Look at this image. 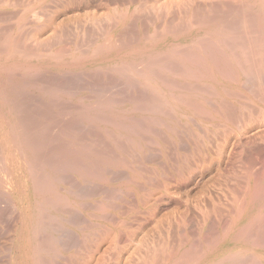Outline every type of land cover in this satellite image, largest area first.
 Masks as SVG:
<instances>
[{"label":"rangeland","instance_id":"rangeland-1","mask_svg":"<svg viewBox=\"0 0 264 264\" xmlns=\"http://www.w3.org/2000/svg\"><path fill=\"white\" fill-rule=\"evenodd\" d=\"M9 1H10V6H9L10 8L8 7L5 10H0V39L3 37L1 41L3 40L2 44L5 43L4 44L5 48L9 46V48L7 47L8 49L6 48L7 50L4 52L3 50L4 48H2L3 45H0V54H1L0 56L1 58L0 59V65H1L0 82L4 80L3 81L4 84L3 82L1 83L2 85L0 84V87H1L0 91H2L1 94L5 92L3 95L7 93L6 101L7 103L10 104V107L12 108V111H13L10 115V110H4L5 112H7L6 121L7 122L9 121L10 123H12L13 125V126L11 125L12 130L20 132V133L25 131L24 135L27 136L25 137V139L27 138L26 141H28L29 138L32 137L30 136L28 138L29 135H33L32 131L34 132L35 129H38V130H35L36 132L37 131L38 132L37 133L34 132L35 133L34 136L32 137V139L30 138V140L32 141H29V142L30 143L32 142V143L31 144H29V142L27 143L29 144L27 146L32 147V150H33V151L31 150L32 154L31 152L29 154H25L24 151L23 152L21 151L23 153L22 155L23 157L20 155L21 152L19 154L15 153L17 151L12 149L14 147L11 148V150L13 151L12 153L14 154L9 153V151L7 152L6 151L7 148L4 143L6 139L5 137L2 138V136H0V143L3 142L0 144L1 146L0 152L2 153L3 151H5L2 153L3 155L0 153V157L3 158V160L0 158L1 159V162H0V175H1L0 176V192H1L0 198L3 196L4 198L2 197V199H4L3 201H5L3 202L1 201L2 199L0 200V206L2 205L0 207V264H27V255L29 252V249L26 243L27 240L25 238V229H24L25 227H24L23 221L26 219L25 216L29 212V207H31L27 205L28 204L27 197L28 199H32L29 197V194L30 196L32 194L31 192L26 193L25 190L19 191L18 189H15V186L18 184V178L20 174L18 171H16V170H19L18 168H16L17 166L12 164L11 155L15 157L21 156V158L19 157V160L23 161L22 163H24L23 166H25L24 168L25 171L26 169H28L27 171H30L32 170V168H34L35 171L33 172V175L35 178H37L35 174H37L38 176V174L41 172L40 175L45 177L44 179H47L49 181L48 179V176H49L51 181L53 182L51 183V185H49L51 186L50 188L48 185H47L48 187L45 185L46 186V187L44 186L45 188L39 187L40 188L39 190H42L41 188H43V190L42 191L38 190V195L35 196L36 198L34 197V199H37L36 202L38 204L45 205L44 207H42L43 205H39V208L40 206L41 208L40 210H38V213L40 215H44V212H46L44 216L45 217L49 216L48 218L51 217L50 219L52 220L51 222L49 221L47 223L48 218H45L42 216L40 218V221L43 220L41 223H44V225L41 224V227L39 228V231H38L39 235H37L39 239L38 241L40 242L38 243L39 244L38 249L39 250L41 248L44 249L43 250L44 254L40 255L41 264L42 263L44 264H72V261L73 263L75 262L74 264H82L83 261L84 263L88 261L86 262V264H99V263L100 264L101 263L102 264L103 263L104 264H113V263L114 264H152V263H155V264H188V262L190 264L191 263L193 264L194 262H195L194 264H239V262L240 264H242V262L244 263L246 261V264H248L251 259H253V261L256 262V264H264L262 261V259L264 258V251L258 252L256 251V249H253V250L248 249L247 246H244L243 244L237 245L233 241V238L235 236H238L240 235V233L242 234L245 231L246 233H243V234H247V233L249 234L250 232L249 235L248 234L246 235L249 241L254 242L256 240L257 243L264 242L263 241L264 240V230L262 229L264 227L263 226L264 222L262 224L256 222L257 220L261 221L264 215V133H263L264 132L263 131L264 130V127H263L264 126V117H263L264 99L262 101V98H261L263 97L262 96L263 93L261 92L264 91V80H263L264 78L263 77H262L263 79L261 78V76H263L262 74H264V69H263L264 67L260 65V62H259L260 60L256 58L258 60V61L256 60L258 62L257 64V62L253 59L254 55L252 56V59L255 63L254 65H252L249 61H247L249 59L251 60V53H250V58L247 59L249 57L248 56L249 51H247L248 54L246 56L248 57L246 58L244 55H242L244 53L246 54L245 48H243L244 50L243 49L241 50L242 47L238 46L239 43H242L243 41H244L243 46L245 44L250 45L251 43L250 40L254 42V40H256V38L258 37L259 34H256L257 31L256 32L252 31L256 29V27L255 25L250 23L251 21H249V19H251V17L253 16V15L251 16V13H254V11L257 12L260 9L261 3L257 4L256 1L258 0H220V1L208 0V3H207V0L206 1L200 0L199 3H198V0H193V1L189 0V2L188 0H163V1L162 0H134L135 2H133V0L132 2L131 0H73V1L72 0H60V1L54 0V2L52 3L53 5L52 4L49 5L51 6V8L49 6L48 7L46 6L44 7V9H40V10L32 9L30 12H28L27 2H29V0H25L24 3H23L24 0H22V2L21 0L20 1L17 0L18 5L19 4L21 5L22 3L23 5L25 4L24 6L23 5L18 6L16 3V0H8V2ZM11 1L12 3H14V6H12L13 4L11 3ZM144 1L146 2L144 3ZM186 1L187 3H190V4L188 5L187 3L181 4ZM238 1L241 2L242 5L241 3L239 4ZM140 2H141V7L139 8L138 3ZM158 2H159V6H157ZM223 2L225 3L226 6L229 5V7L228 6L225 7V5H223ZM262 2L264 3V0ZM143 3L145 4V6H143L145 10H142V11L140 10L141 12H137L139 9H143L142 7ZM169 3L170 5H167ZM194 3L195 4L197 3L196 4L197 6ZM163 4L165 7L167 6V8L164 9L165 12H159L161 8H162L161 10L163 11V8H164V6H162ZM185 4L188 6V8H189V5H191L190 8H192V11L190 10V8L189 9L186 8ZM200 4L202 5L203 8L201 7ZM218 4H220V7ZM160 5H161V8H160ZM172 5H175L174 7L176 8L173 9ZM181 5H182V8L180 9L179 6ZM210 5H214V7L218 6L219 8L218 9L215 8V10L214 9L211 10V8H208V10L205 11L204 8L207 9V6L210 7ZM223 6L226 8V10H224L225 8ZM52 7H55V8L52 9ZM151 7L153 8L154 12L153 11L152 12L154 14L149 11V9H152ZM198 7L199 9H197ZM214 7L212 6V8ZM230 7L232 9L227 10V8H230ZM200 8H202L204 12H202L203 10L201 11ZM234 8H235V11L237 12L244 11V13L242 12L240 13L242 15L244 14L246 17H248V15L250 14L248 17L249 19L247 20V18H245V16H242L241 14H239L238 16L237 15L238 13L233 11ZM115 9L117 12L115 11ZM186 9H188L189 12ZM193 9H196V10H193ZM219 9L224 10V11L232 10L231 13L233 12V14H231L230 12H226V13H230L229 14L230 16H228L227 14L226 15L224 14L225 13L224 11H221L220 12L221 14L223 12V14L221 15L219 14V11H220ZM37 10H39L38 13H37ZM133 10H134V13H133ZM146 10H148V12L150 13H148ZM197 10L201 11L200 14L203 17L200 16L199 11L197 12ZM217 10H219L217 14L216 13L214 14V11L216 12ZM40 11H42L43 14L39 15V13H41ZM43 11L45 12L47 11V13ZM211 11L213 12L211 13ZM31 12H33V14ZM124 12L125 13L127 12L126 13L127 16L125 15L124 18H122L124 15L123 14ZM192 12H197L199 15L197 14L195 15L194 13L195 15L194 16L193 14H191ZM109 13L110 15L112 14L111 19L115 18L114 20L112 19L113 22L110 21L111 19L109 18L110 17V15H108ZM132 13L135 15L133 16ZM120 15H122V17ZM37 16H39L41 20ZM241 16L244 17L245 19L243 18L240 19ZM28 17L31 18V20L28 19ZM116 17L117 18L121 17L119 18V20L120 19L121 20L119 21ZM22 18L24 19L20 21V19ZM203 19L204 21L208 20L210 24L206 26L205 24L207 23L206 22L204 23ZM238 19L239 21L241 20L239 22L240 24L238 25L240 29L238 30L239 31L243 30V32H240L241 34L245 32L243 35L245 34L248 35L250 31H252L253 34L255 33V36L252 34V32L251 34H249L251 36L249 37L247 36V38L251 37L250 39H247L250 41V43H245L248 41L245 39H242L244 37H240L242 35L239 33V31H236L237 28L235 27L234 24L238 22L236 21ZM25 20L30 21V22H27ZM34 20H36L37 22L36 21L34 22ZM242 20H246L244 24H246L247 21L249 22V25L248 23L245 25L244 27L245 29L242 28L244 26L242 23ZM116 21H117V24L115 23L116 25H114V22ZM202 22L204 23L205 26L203 25L202 27H199L200 25H202L201 24ZM211 22L212 23L214 22L213 23L214 25L211 24ZM233 22L235 23L233 24ZM23 23H28V24H25L23 26ZM231 24H233L234 26L232 27ZM216 25H217V28H216ZM247 25L248 26L251 25V26L248 28ZM18 26H20L21 29ZM252 26H254L255 28H251ZM166 27H167V30H165ZM168 27H170V29ZM220 27L226 28V29H221ZM228 27L229 28L235 27L234 28L235 30L231 28L232 31L233 30L236 31L235 33L233 31L232 33L233 35L235 34V37L230 33L231 32L230 29L228 31ZM168 29L170 30V32H168L170 34L167 33ZM20 30L21 32L23 31L24 34H22ZM212 32H214L215 34ZM7 33L9 35L11 33L10 37H8V35L7 36L5 35ZM228 33H230L232 37ZM236 33L238 34L236 35ZM154 34H156V37L154 36V37L149 38L151 35H154ZM15 35H18L24 38L21 39L20 37L18 38ZM147 35L149 37L146 38ZM205 36L210 42H208L207 40H204L206 39ZM226 36L228 37L230 36L231 38L230 40H232V38H235L233 39L235 40V44L233 40L232 42L230 41V44L232 43L231 45L226 43L227 45H229L228 47H232V45L235 46L237 44L236 46H238V49L237 47L226 48L227 46L225 45L224 41L226 42L228 39L227 42H229V38ZM4 37H7V38H4ZM109 37L111 38L110 39L111 41L109 40ZM144 37L148 40L145 41ZM8 38H10L11 40H8ZM202 38L205 41L203 43V40H202L203 45L201 44V41H200V39ZM223 38H225V40ZM19 39L21 40L19 41ZM105 39L109 41L110 44ZM212 40H213V44L215 47L211 45ZM236 40H237V43H236ZM5 41H7L8 43H6ZM194 41L195 42L200 41L199 43L201 45L198 44L196 46L197 42L195 43ZM206 41L208 43H206ZM238 41H241V42L238 43ZM18 42H20V44H18ZM153 42L155 43V45L156 44L157 45L155 46ZM209 43L211 46L209 45ZM14 44L16 45L12 47ZM98 44L99 45L102 44L99 47V49L103 48V50L101 49L100 51H97ZM103 44L105 47L103 46ZM109 45L112 48L111 47L107 48V46ZM216 45L219 49L216 47ZM187 46L191 47V50L193 49L192 51H194L195 56L198 55L196 61L198 59L201 60L202 57H205V60H204L205 63H203V65L201 64L202 66L209 65L216 69V72L214 74L209 73L207 71H203L201 69L202 70L201 73L204 74L203 76H205L206 74L209 76V79L199 80L195 77L193 78V74L191 76L192 78L188 77V75L185 73H183L182 75V72H187L186 66L185 64H183V61L181 63L182 57L185 54L192 53V51L188 52V50L186 52ZM201 46L204 50L201 48ZM246 46L247 45H245V47ZM251 46L246 47V48L249 50L251 49ZM172 48H175V50L177 49L178 51L176 50V52L180 51L179 52L180 54L183 52L184 55L181 54L182 56H180V54L177 53V55L175 54L176 55L175 56L174 53L176 52H174L175 50H172ZM197 48L200 52L197 50ZM66 49L68 53L64 54L67 52L65 51ZM210 49L215 52L209 51ZM9 50L11 51L14 50V51L13 53H10ZM220 50L223 52H221ZM251 50L250 52H252ZM128 51L133 52V53L131 54ZM204 51L207 55L206 54L203 55ZM233 51H236V52H233ZM242 51L244 52L242 53ZM6 52H7V55H6ZM23 52L28 53V54L25 55ZM38 52L42 55H40ZM97 52L99 53L96 54ZM239 52L241 53L240 55L241 59L239 58L240 60L237 58L238 54H240ZM21 53H23V55ZM70 53L73 55H71ZM164 53L165 54L167 53L169 55L173 54V55L171 58H169L166 55H164ZM194 53H192V55ZM209 53H211V55L213 53V55L215 56L212 55L213 57H210ZM222 53H224V55H221ZM235 53L237 54L234 55ZM48 54H52L53 56L52 55L48 56ZM155 54H156V57L154 56ZM18 55L20 57H18ZM55 55H57V57ZM77 55H79L78 58H77ZM88 55L92 57H89ZM149 55L152 58L154 57L155 59L151 60L152 58ZM157 55H159V57H157ZM162 55L165 56L166 58L164 57L160 58V56ZM208 55H209V58H208ZM22 56L24 57V59ZM216 56H217V60L219 59L218 61H216L218 68L215 67L214 65ZM54 57H56L55 58L56 60L54 59ZM127 57H129L130 59ZM157 58L158 60H161V61L157 60L158 62H161L160 64L159 63L157 64V61L151 63ZM172 58H173L174 66H172V63H171ZM178 58H181V59L179 60ZM222 58H223V61H222ZM234 58L242 62V66L245 63L244 67L238 66L240 62L238 61L237 63V61L234 60ZM5 59L7 60V62ZM14 59L17 60L15 61L17 66H12L9 63V60H14ZM166 59L171 60L169 61L171 63V66H169L170 64L169 65L167 64L169 62L166 61ZM242 59L243 61H241ZM28 60H31V61H28ZM164 60L166 61L167 67L164 66L165 64ZM26 61L29 63H27ZM64 61L66 64L64 63ZM136 61L138 62V64ZM175 61H177L178 65H175L176 64ZM131 62H134V63H131ZM221 62H223L225 65ZM128 63L130 65L133 64L134 66L133 70L135 68V71H132V68L131 69L129 68L130 65H128ZM179 63H181L184 67H182V65L180 66ZM134 64H137V65H134ZM152 64L153 65L155 64L156 67L155 65L153 66ZM148 65H149V68H147ZM150 65L151 67L152 66L153 67L151 68ZM255 65L257 67L259 66L262 67V68L259 67L262 69L261 70L262 74H260L261 72L258 73V71L260 70L258 68V71H257L256 70L257 67ZM121 66H123L122 70H124V72L121 71ZM124 66L130 69L131 71L129 70V73H128L125 70L127 68H125ZM157 66H159V68ZM227 66L229 69L233 70L234 72L230 71L227 68ZM248 66H251L250 67L251 69H253V67H256V69H253V71L255 70V75L253 73H251L252 75L249 74L250 78L252 77L256 82H253V80H246V82H244L245 79H247V77L248 79H250L249 75H247L249 70L248 69L246 70L248 72L244 71L246 68H248ZM27 67H33V71L36 70L35 72L37 74L34 76L35 72L27 71ZM163 67L165 68L169 67L168 70L170 72H168L167 69L164 70ZM181 67L183 71L181 70ZM239 67L242 68L243 70L242 69L240 70ZM9 68L12 71L15 69L14 72H16V69H17L16 75L14 74V72H13V75H10L12 71H10L11 73L9 74ZM38 68L41 72L38 70ZM160 68H162V72L160 71ZM6 69L8 70V72L6 71ZM151 69H152L151 74H147V76L143 75V74H146V72ZM251 69L250 71H252ZM45 70H46V73H45ZM140 70H144V72ZM153 70H155L157 74L155 78H154L155 75L153 73L154 72ZM156 70L159 72H157ZM136 71H137V74L134 73ZM163 71L165 73H163ZM221 71L222 72L226 71L227 74L224 75V73H222ZM23 72L28 74L26 76L30 78L32 76L33 79L29 78L30 81L28 77H27L28 80L25 79L26 76ZM242 72L245 73L246 75H244ZM158 73L159 75L161 73H162L161 75L166 74L168 77L166 75L165 76L163 75L164 77L162 81H158V80H161L160 79L161 76L159 77ZM256 73L260 75L258 74L256 75ZM40 74L41 76L45 74L46 75L42 78ZM9 75H10V79L13 77H16L15 78L16 80L14 78L11 79L12 81H10L9 78L7 79ZM220 75H222L225 79L222 80L221 79L222 77H220ZM230 75H232L233 79L235 77L234 79L235 83L234 82L230 83L229 80L226 79L227 76L230 77ZM33 76L34 77L40 76L42 79H47L49 77V80H47L48 82L46 81L47 82L46 84L48 87L46 86V84H44L45 83L44 80H42V82L40 83L41 81L40 77L38 79L40 81H38ZM69 76L70 77L72 76L73 78L71 77V80H70L67 78ZM184 76H187V77H184ZM210 76H213V77L210 78ZM254 76L258 77L257 79L259 80L261 78L262 79L260 80L261 83L258 82L259 80H257L256 77ZM23 77H25L24 80L25 82L27 81V83H25L22 80ZM50 77L51 78L53 77V80L54 79L55 80L53 81ZM133 77H134L133 79L134 81L133 83H130L132 82ZM35 79L38 81V83L37 81H35ZM50 79L52 80L53 83H55V86H53L54 84L49 85L52 83ZM61 79L63 81H61ZM7 80H9L10 83L9 81L7 82ZM64 80H66V82ZM135 80H137L138 84ZM216 80L217 81L219 80V82L216 83L215 82ZM28 81L29 82L32 81L37 84L36 85L34 83L29 84ZM165 81L171 82L170 85L168 84L169 87L166 86L167 83ZM186 81H188V83L191 82V84L193 85L188 84ZM63 82L65 85L66 84L67 85L64 87L59 86V85H62ZM140 82L142 83V85ZM145 82H147L146 83L147 85L145 84ZM12 83L21 84L19 86L20 88L17 86V84L15 86ZM42 83L44 85H41ZM68 83L69 84L71 83L70 86ZM172 83L175 84V86ZM22 84H24L25 87ZM204 84L206 85L204 86ZM38 85L40 86L38 87ZM244 85H246L245 88H243ZM30 86H33V90L32 88H30ZM42 86L43 87L46 86V88H43ZM68 86L69 88H67ZM142 86L145 88H143ZM207 86H209V88H207ZM146 87L148 88L146 89ZM151 87H154V88L151 90ZM171 87L173 88L177 87V88L172 90ZM210 87L213 88V90ZM21 88H23V90H20ZM47 88L49 89L46 91H43L44 89H47ZM198 88H200V91L202 93L198 92L199 91ZM259 88L261 90H259ZM4 89L6 91H4ZM67 89H68L67 95H69V92L72 95L70 94V96H67L65 94ZM157 89L159 90L157 91ZM183 89L185 90L183 91ZM195 89L196 90L198 89V91H196ZM28 90H29L30 95L28 93L25 94V92H28ZM20 91H25V92L22 95V92ZM142 91L144 92V94ZM145 91L147 92V95L148 94L150 95L152 92V95L153 96L155 95V97L148 99L149 95L144 96L146 95ZM153 91H156V93ZM18 92L20 95L18 94ZM52 92H55V93L58 92V94L59 95L61 94V95L55 98V97H52V95L48 94ZM174 93H176L177 96ZM241 93H243L245 96H243ZM139 94L143 100L141 98L140 99L136 98L138 97ZM199 94L203 96L200 97ZM180 95L183 101L185 102L189 101V103L187 102L188 103L187 105H185V102L184 103H182L183 101L181 102V99H179ZM19 96L20 97L22 96V98L24 97L26 100L30 99V101L28 100L26 101L24 98H23L24 101L23 99L20 101ZM48 96H49V99H57V102H55L56 100L54 101L51 100L53 101L51 102L49 99H47ZM75 96L77 97L75 98ZM95 96L96 97L98 96L97 98L99 102H96L98 106H96V104L94 106V102L97 101V99L95 100ZM78 97L79 99H77ZM238 97H241L242 99ZM87 98L90 100H88ZM146 98L148 101L145 100ZM160 99H162L163 101ZM36 100L37 102H34ZM40 100H42L44 104H46V106H47V103L49 104L48 105L49 107H51V105L53 107L54 105L53 111L51 112L52 116L50 115L51 117L49 118L51 119L49 121L46 119L49 115L45 118L46 119L45 120V119L40 118L42 115L37 112L39 105L40 107H43L44 105V104L42 105V102L41 104H39ZM63 100H65L66 102H64ZM74 100L76 101V103ZM79 100L81 102H79ZM110 100H113V101L111 102ZM140 100L144 101L142 102L143 103L142 107H140L141 106ZM16 101L19 104H17ZM19 101L20 102L23 101L22 104ZM106 101L109 102V105L106 103ZM149 101H151L152 104ZM221 101L223 102L221 103ZM260 101H262L263 103ZM24 102L27 104L26 105L27 107L23 105ZM27 102H30V103H27ZM82 102L84 103L82 104ZM101 102L103 103L105 102V103L102 104ZM134 102H136V104H134ZM13 103L19 106L17 105L14 106ZM51 103H54V104H51ZM55 103L57 104V106L61 107V109L63 107L62 109L63 112L61 111V109H59V107L55 106L56 105ZM87 103H89V105ZM139 103H140V106H139ZM154 103L157 105H154ZM32 104L34 106H32ZM35 104H37L38 107ZM21 105H23V108L20 107ZM28 105L29 106L31 105L33 108L32 107L28 108L29 107ZM69 105L70 106L73 105L72 108L74 109H76L77 107L76 109L77 111H75L74 109L71 110L70 109L71 107H69ZM91 105L93 106V108ZM144 105H147V106H144ZM190 105L193 106V109L192 107H188ZM13 106L14 108L16 107L19 109L17 110L13 109ZM85 106L86 107L91 106V109L89 107L86 110ZM149 106L153 107V109L145 108ZM155 106H157V109L155 108ZM158 106L160 107L159 109H158ZM34 107L35 108L37 107L36 112L38 114H36V112H33L35 110ZM65 107H67L68 109ZM194 107H197L198 109V111H196L197 113L195 112L196 108ZM256 107L257 108L259 107L262 109H259V110L256 109L257 110L256 111L254 109ZM202 108H205L206 113L208 112L207 114L204 113V109H203L202 110L204 113L203 116H202V113H198L199 110L201 112ZM27 109L30 112H28ZM56 110L59 111L60 114ZM101 110H103L104 112ZM149 110H151V113L149 112ZM160 110H162L164 114H162ZM167 110H170V112ZM260 110H261V113H260ZM67 112L69 114H67ZM70 112L73 115H71ZM54 113H56V115ZM236 113H238L237 114L238 116L236 115ZM17 114L18 115L22 114L23 115L22 118L24 119L29 117L28 118L29 120L28 119L24 120L19 116L20 117L19 119L22 120V121H19V119L17 120L18 118ZM208 114L211 115L212 117L209 116ZM63 115L65 117H70V116L71 117L67 119ZM87 115H90V118L88 120L85 119ZM94 115L96 116V118L99 116V118L94 119ZM143 115L146 117L145 118L146 120L144 119ZM62 116L65 118V121L66 120L68 122L73 121L72 123H74L75 119H77V121L78 122L81 121V123L79 122L80 123L79 125L78 123L72 124V123H68L67 121L65 122L63 121ZM83 116L85 118H83ZM108 116L110 120L106 119L108 118ZM148 116H150L151 118H149ZM157 116H159L160 118L159 117L157 118ZM54 117L57 119L59 118L61 120L59 121L57 120L56 122L54 121L55 120ZM102 117L104 118L103 120L101 119ZM141 118H143L144 122L143 121L140 122ZM147 118H149V120ZM213 118L214 120H212ZM36 119L38 120L36 121ZM52 119L54 120L52 121ZM91 119L92 120L94 119L96 121L94 120L91 121ZM134 119L135 120L138 119V121L139 120L140 121L138 122L137 120L135 121ZM159 119L161 120L163 119L166 125L164 124L163 121L162 122L159 121ZM82 120H83V123H82ZM105 120L106 121L109 120V123L106 122L107 123L106 124ZM110 121H112L111 124H110ZM154 121L155 123L151 124V122H154ZM18 122L19 123L21 122V124L19 125ZM62 122L67 123L68 126L67 124L64 125ZM84 123H87V124H84ZM122 123H123L122 125L123 128L119 126ZM93 124L95 127H93ZM163 124L166 127L167 125H169L171 128L170 127L166 128ZM73 125H76V126L73 127ZM86 125H89V126H86ZM260 125H263V126H260ZM0 126L2 127L1 123H0ZM23 126H25L26 128L24 127L23 129ZM81 126L84 128H82ZM21 127L22 129H18ZM30 127H31V130H29ZM47 127L50 131L46 129ZM88 127H90L89 129L92 132L88 130ZM256 127H258L259 129ZM44 128H45V132L44 130H42ZM56 128H58V131H56L55 133ZM69 128L71 129V131ZM106 129H107V132H109L108 130H111L109 133H106L107 135L105 134ZM148 129L149 131H147ZM151 129L154 131H152ZM51 130H54V131H51ZM65 130L66 131L68 130L67 132L70 133V136H71L70 137L68 135L69 137L68 138L66 137L67 138L66 140H64V136L61 135L63 133L65 135V133H67ZM117 130L118 132H116ZM124 130L127 132H125ZM26 131L27 132L29 131V135H26L28 134L26 133ZM41 131H42V134L44 133L43 135L45 137L48 136V138L46 137L44 139L43 138L44 136L41 134ZM73 131H76V132H73ZM49 132L50 133L52 132L53 134L51 133L52 134L51 135ZM84 132L86 133V136ZM111 132H112V135L113 133H115L113 135V138L114 136L117 135L115 139H112V136L110 135ZM249 132L250 133L252 132V134L254 133L253 135L255 137L252 134L250 135ZM75 133L76 134L80 133L79 134L80 136L79 135L78 136L80 137V139L84 141L87 138L86 141L88 143H86V141L85 142L81 141L79 138L77 139V141L74 140L78 137L77 135H75ZM119 134L122 135L121 136L122 138L120 137V140L118 139ZM258 134H260L261 136ZM37 135H40V136H37ZM123 135L124 137H126V139L123 137ZM246 135L247 137L249 136L251 140L249 137L248 138L245 137ZM50 136L52 137L53 140L49 138ZM256 136H259V137L263 136V137L260 139L259 137H256ZM72 137H74V139ZM127 137L130 139H128ZM46 139L52 140L54 142V145L53 144L51 145V143H53L52 141H47L48 142L47 143L45 141ZM68 139L69 141L72 140V145H76L75 142L78 143L76 146L79 148V151L76 153L72 152L73 154H70L71 158H73L74 156V158L73 159L70 158V160H76L75 155L76 157H78L77 159H79L77 161H74L75 162L74 169L72 170V171H75V172L77 171V172L75 173V172L69 171V169L68 171L67 169L66 170L63 169L65 173L63 172V170H60L61 172H55L52 175L51 174L52 172H47V170H49L47 164H49L50 162L56 164L57 160L58 162H60L63 159L64 161L65 159L67 161V154L69 153L67 152L65 153L62 151H64L63 147H66V145L71 143L70 141L69 143L65 144L66 141L68 142ZM246 139H248V141H245ZM41 140H44L45 142L42 143ZM78 140L81 141V143L78 142ZM82 142L84 143V146H85L84 149L83 147L80 146L81 144H83ZM92 142H94L95 144ZM246 142H248L249 144ZM42 144H47V145H42ZM91 145H94V148ZM34 146L36 147L42 146V147H39V149L41 148L42 151L44 150L43 153H46V154H42V151L39 152L41 149L38 151V148ZM58 146L60 148H58ZM86 147L91 148V149L89 148L90 152H88L89 149H87ZM36 151L39 152L38 154L36 153L38 156H36V154L33 153ZM56 152H59L60 154ZM79 152L83 154L80 153L81 154L80 155L78 154ZM85 152H88V154L89 153L90 154L87 156V153ZM57 154H59V156ZM38 157H40L41 159L46 157L48 158L47 160L49 161H47L44 158L45 161L42 159L40 162V159H39V163H37ZM62 157H65V158L60 159ZM30 158L34 164L36 163H37L36 165L39 164L38 166H40L43 161L41 168L37 166L41 170L36 169L37 167L34 166L33 163L32 165L28 164V163H31ZM50 158L54 159V161L52 159L50 161ZM24 159L26 160L25 162H24ZM80 160L82 163L80 162ZM2 161L4 162L3 168L1 164ZM64 161L63 163H65ZM83 161L86 162L88 165L85 163L84 164L85 166H84ZM91 161L94 162V164ZM88 162L91 164L89 165ZM43 164L46 166H43ZM60 164H62V161L60 162ZM75 164H77V166H75ZM78 164H80L81 167ZM28 165L29 167H27ZM100 165L102 167L99 168ZM23 166L21 164V167ZM30 166L32 168H30ZM87 166L89 170H86ZM89 166H91L92 168ZM84 170H86V172L88 171L87 173L90 172V175L93 174L94 177L93 175L90 176L89 174L86 176L83 175L85 173ZM80 171H83L82 175L84 177L81 175ZM45 173L46 175L44 176ZM60 173L61 175H59ZM2 174L3 175L5 174V176H3ZM12 174H13V177L10 178L9 176H12ZM62 175L64 179L63 177L62 179L60 177L61 182L58 183L56 180H58L59 176H62ZM64 175L69 176V177L67 178ZM70 175L72 176V179H73L72 182H74V184L71 182ZM95 175L97 176L99 175L102 178L97 177ZM39 177H40V183L41 182L44 183L43 177L38 176V178ZM85 178L88 180H86ZM47 180H45V182H48ZM54 182L55 183L57 182L56 183L57 185ZM77 182L79 183L80 186L84 185L83 189L82 187L79 189L78 187L79 185ZM75 184H77L76 185L77 187H75ZM71 185H74V187ZM87 185L89 186L88 188H87ZM41 186H43V184ZM55 186L57 190L59 189L58 192L69 194L68 196L71 197V200H73L72 201L73 203H72V206H70L72 208L69 207L68 209L75 210L73 211L75 212V214L73 212L71 213L76 216L74 215L71 216L72 215L70 213L71 210H69L68 212L71 215L70 214L68 215L67 212L65 214L62 213L64 217L61 216L60 212L57 211L56 209L57 206L55 202L56 200L54 198L55 196L53 195V193H51V192L56 191V189L55 191H53ZM45 190L47 191L46 193L44 192ZM84 191L86 194L85 198L83 197ZM86 191L88 192L91 191L90 193H88L89 194L88 196H87ZM40 193L41 195L42 194L44 195L39 196ZM81 193L83 196L81 195ZM48 194H49V197H48ZM51 194H52V198H50ZM78 195L80 196V199ZM46 197L49 199V202L45 201V199L47 200ZM39 200H41V202ZM42 201H45V202H42ZM74 201H75V204H74ZM2 202L5 204H2ZM79 202H80V205H82V203L83 204L85 203L84 204L85 208H86V205H87V208L86 209L82 208L84 206L79 207L80 206L78 205ZM99 205L101 206L99 207ZM88 206H91L92 208ZM95 206L97 207L96 210H94L95 208H93ZM74 208L76 209L78 208L79 210H76ZM98 208H101V210L100 209L98 210ZM44 209H46L47 211ZM68 209L66 210L68 211ZM39 211H41L43 214H41V212ZM116 214L118 216H116ZM94 215L95 217L97 216V218H99L101 215L105 216L106 218L104 219L103 216H101L104 220L102 218L97 219V218H94ZM69 216H71V218ZM257 217H260V218H257ZM58 219L60 220L58 221ZM61 219H64V220L62 221ZM65 219L67 220L65 221ZM72 219H74L75 221L77 220L76 221L77 223L74 221L77 225L75 223H74L75 225L72 223L73 222ZM79 219H81V222H80L81 224L78 223L80 221ZM83 219H85V221L86 220L89 221L88 223L89 228L86 226L87 223H85V221L83 223ZM68 220H70L69 222H71L72 220V222L69 223L67 222ZM250 221H254L251 223L253 227L249 225ZM59 223H61V225ZM91 224L95 225V227L94 226L90 227ZM104 224L106 225L104 226ZM257 224H259L260 227L259 225L257 226ZM101 225L104 227H101ZM255 225L258 228H256ZM261 225L263 227H261ZM61 226L66 229H63L64 231H62ZM246 227L253 228L252 229L253 231L249 230V228H246ZM244 228H246V230H244ZM254 228H256L257 230L255 231ZM50 229H52L53 231ZM247 229L249 230V232ZM107 231H110V232L107 233ZM99 232L101 233L103 232L105 235L104 234L102 235ZM224 233L225 234L228 233L227 236L224 235ZM252 233H253V237L251 236ZM96 234H100V235L97 236ZM257 235H259L258 239H255L257 238ZM97 237L99 241L95 240L97 239ZM240 237L242 236L240 235ZM259 237H262V238H259ZM116 239H118V241ZM120 239H121V243L119 241ZM259 239L260 241H258ZM83 246L84 248L86 246L87 249L85 248L86 249L85 250ZM77 250H78V253L81 251L79 254L85 253V257L83 258L85 260L87 259L86 261L82 258V256L84 255H79L77 260H72L71 254L75 253ZM248 250L249 251L252 250V251L249 252ZM107 253L109 254L111 253V254L108 255ZM233 254L235 255L233 256ZM248 255H250V257ZM235 257H237L240 261L236 259ZM248 257L250 258L249 262L247 261L249 259ZM80 258L82 261L80 260ZM100 260H103V262ZM254 262H251V263H254Z\"/></svg>","mask_w":264,"mask_h":264},{"label":"bare ground","instance_id":"bare-ground-1","mask_svg":"<svg viewBox=\"0 0 264 264\" xmlns=\"http://www.w3.org/2000/svg\"><path fill=\"white\" fill-rule=\"evenodd\" d=\"M18 1H20V0H18ZM18 1L16 0V3H17ZM59 1H60V0H59ZM72 1H73V0H72ZM162 1H163V0H162ZM192 1H193V0H192ZM192 1H191V2H192ZM199 1H200V0H198V3H199ZM205 1H206V0H205ZM205 1H204V2H205ZM218 1H220V0H218ZM262 1H263V0H258V1H256L257 4L261 3V7H260V9H259L257 12L254 11V13H251V16L253 15V16L251 17V19L248 18L250 14L248 15V17H246L244 14L242 15V14L240 13V12H242V11H238V12H237V11H235V8H234V10H233V11H235V12L238 13V14H237L238 16H239V14H241L242 16H245V18H247V20L249 19V21H251L250 23H252L253 25H255L256 29H254V30H252V31H255V32L257 31L256 34H259V35H258V37L256 38V40H254V42H253L252 40H250L252 44L250 43L249 40H247V39H250V38H251V37H250V38H247V36H248V37L251 36V35H249V34H251L252 31H250L248 35H247V34L243 35L245 32H244L243 34H241L240 32H243V30L239 31L240 29H239V27H238V25L240 24L239 22H240L241 20L239 21V19H238V20H236V21H238V22H237L238 24L235 23L236 21L233 22V24L235 23L234 25H235V27L237 28L236 31H239V33L242 35V36H240V37H244V38H242V39H245V40L248 41V42H245V43H250V45L244 43L245 45H247L246 47H249V46L252 45V46H251V49H252V50H251V49L248 50V49L245 47V45L243 46V42H244V41H243L242 43H239V42H241V41H238V43H239L238 46H241V47H242V48H241V47H239V48H241V50H242L243 48H245V51H246V54L244 53V54H242V55H244L246 58L249 56V57L247 58V59H249V58H250V53H251V60L249 59V60H247V61H249L252 65H254L255 63H254L253 59H254L255 61H256L257 59H259V60H260V61H259V62H260V65H261L262 67H264V3H263ZM14 2H15V1H14ZM21 2H22V0H21ZM24 2H25V0L23 1V3H24ZM53 2H54V0H29V2H27V5H28V10H27V11L30 12L32 9H39V10H40V9H44V7H46V6L48 7V6H49L50 4H52ZM63 2H64V1H63ZM131 2H132V0H131ZM131 2H129V3H131ZM133 2H135V1L133 0ZM136 2H137V1H136ZM145 2H146V1H144V3H145ZM188 2H189V0H188ZM226 2H228V1H226ZM238 2H239V1H238ZM254 2H255V1H254ZM11 3H12V1H11ZM67 3H68V2H67ZM70 3H71V2H70ZM144 3H143V4H144ZM184 3H187V1H186V2H183V3H181V4H184ZM192 3H193V2H192ZM192 3H191V4H192ZM207 3H208V0H207ZM240 3H241V2H239V4H240ZM247 3H248V1H247ZM12 4H13V5H12ZM12 4H11V5L14 6V3H12ZM138 4H139L138 6H139V8H140V7H141V2L138 3ZM143 4H142V7L145 6V4H144V5H143ZM164 4H165V3H164ZM164 4H163L162 6H164ZM188 4H190V3H187V5H188ZM194 4H195V3H194ZM196 4H197V3H196ZM196 4H195V5H196ZM205 4H206V3H205ZM220 4H221V3H220ZM220 4H218L219 7H220ZM227 4H228V3H227ZM17 5H18V3H17ZM19 5H20V4H19ZM19 5H18V6H19ZM22 5H23V4L21 3L20 6H22ZM24 5H25V4H24ZM24 5H23V6H24ZM52 5H53V4H52ZM135 5H136V4H135ZM167 5H170V3L167 4ZM175 5H176V4H175ZM175 5H172V8H173V9L176 8V7H174ZM185 5H186V4H185ZM187 5H186V8H188ZM200 5H201V4H200ZM207 5H208V4H207ZM223 5H225L224 2H223ZM241 5H242V3H241ZM9 6H10V1L8 2V0H0V10H5V9H7ZM15 6H16V4H15ZM157 6H159V2H158V4H157ZM190 6H191V5H189V8H190ZM196 6H197V5H196ZM196 6H195V8H196ZM204 6H205V5H204ZM212 6L214 7V5H210V7L207 6V9L204 8L205 11L208 10V8H211V10H212V9L215 10V8H217V9L219 8L218 6H217V7L215 6L214 8H212ZM227 6L229 7V5H227ZM227 6L225 5V7H227ZM49 7L51 8V6H49ZM153 7H154V5H153ZM170 7H171V6H170ZM179 7H180V9H181V8H182V5L179 6ZM201 7H202V5H201ZM223 7H224V6H223ZM225 7H224V8H225ZM253 7H254V6H253ZM253 7H252V8H253ZM9 8H10V7H9ZM23 8H24V7H23ZM50 8H49V9H50ZM54 8H55V7H52V9H54ZM126 8H127V7H126ZM139 8H138V9H139ZM151 8H152V7H151ZM155 8H156V7H155ZM158 8H159V7H158ZM158 8H157V10H158ZM160 8H161V5H160ZM165 8H167V6H166V7L164 6L163 11L161 10V9H162V8H161V9L159 10V12H165V11H164ZM189 8H188V9H189ZM202 8H203V7H202ZM202 8H200L201 11L203 10ZM13 9H14V8H13ZM120 9H121V8H120ZM127 9H128V8H127ZM129 9H130V8H129ZM133 9H134V7H133ZM147 9H148V7H147ZM168 9H169V8H168ZM183 9H184V7H183ZM183 9H182V10H183ZM188 9H186V10L188 11ZM197 9H199V7H198ZM228 9H232V8L230 7V8H227V10H228ZM250 9H251V8H250ZM39 10H37V13H38ZM140 10L142 11V10H145V9H144V7H143V9H139L137 12H141ZM155 10H156V9H155ZM169 10H170V9H169ZM190 10L192 11V8H190ZM193 10H196V9H193ZM219 10H220V9H219ZM219 10H217L216 12L214 11V14H215V13L217 14V12H218ZM224 10H226V8H225ZM224 10H220V11H219V14H221L220 12H221V11H224ZM247 10H248V9H247ZM20 11H21V10H20ZM25 11H26V10H25ZM34 11H35V10H34ZM115 11H116V9H115ZM120 11H121V10H120ZM125 11H126V10H125ZM146 11L148 12V10H146ZM149 11L152 12V11H153V8H152V9H149ZM176 11H177V10H176ZM198 11H199V14H200L201 11H200V10H197V12H198ZM231 11H232V10L224 11V12H225L224 14H225V15L227 14L228 16H230L229 14L231 13ZM248 11H249V10H248ZM248 11H247V13H248ZM13 12H14V11H13ZM23 12H24V11H23ZM40 12H41V13H39V15H40V14H43L42 11H40ZM43 12H45V11H43ZM112 12H113V10H112ZM116 12H117V11H116ZM122 12H123V11H122ZM150 12H148V13H150ZM153 12H154V11H153ZM153 12H152V13H153ZM159 12H158V13H159ZM188 12H189V11H188ZM197 12H192L191 14L194 15V13H195V15H196V14L199 15ZM202 12H204V10H203ZM212 12H213V11H211V13H212ZM226 12H230V13H226ZM252 12H253V11H252ZM21 13H22V12H21ZM21 13H20V14H21ZM31 13L33 14V12H31ZM34 13H36V12H34ZM45 13H47V11H46ZM49 13H50V12H49ZM126 13H127V12H126ZM126 13L124 12V13H123L124 15L121 13V14L123 15V17H122V15H120V16H121L122 18H124L125 15L127 16ZM133 13H134V10H133ZM133 13H132V14H133ZM242 13H244V11H243ZM115 14H116V13H115ZM115 14H114V15H115ZM153 14H154V13H153ZM222 14H223V12H222ZM222 14H221V15H222ZM231 14H233V12H232ZM23 15H24V14H23ZM30 15H31V14H30ZM30 15H29V16H30ZM34 15H35V14H34ZM108 15H110V13H109ZM111 15H112V14H111ZM111 15H110V17L108 16L110 19H111V17H112ZM134 15H135V14H133V16H134ZM195 15H194V16H195ZM234 15H235V14H234ZM117 16H119V15H117ZM129 16H130V15H129ZM200 16H201V14H200ZM242 16H241L240 19H242V18L245 19V18L242 17ZM18 17H19V16H18ZM18 17H17V18H18ZM30 17H31V16H30ZM33 17H34V16H33ZM37 17H39V16H37ZM114 17H115V16H114ZM121 17H119V18H121ZM201 17H203V16H201ZM201 17H200V18H201ZM31 18H32V17H31ZM31 18L28 17V19H30V20H31ZM116 18H117V17H116ZM119 18H117V19L119 20ZM23 19H24V18L20 19V21H22ZM39 19H40V17H39ZM39 19H38V20H39ZM91 19H92V18H91ZM112 19L114 20L115 18H112ZM112 19H111L110 21H112ZM204 19H205V17H204ZM204 19H203V22H204V23H205V22L207 23V24H205L206 26H207L208 24H210V22H208L207 19H206L207 21H204ZM219 19H220V18H219ZM236 19H237V18H236ZM36 20H37V19H36ZM36 20H34V22H35ZM40 20H41V19H40ZM40 20H39V21H40ZM95 20H96V19H95ZM107 20H108V19H107ZM120 20H121V19H120ZM120 20H119V21H120ZM130 20H131V18H130ZM25 21H27V20H25ZM209 21H210V20H209ZM245 21H246V20H242V23H243V25H244L242 28H244L245 25H246L247 23H248V25H249V22H248V21H247L246 24H244ZM18 22H19V21H18ZM27 22H30V21H27ZM31 22H32V21H31ZM36 22H37V21H36ZM112 22H113V21H112ZM122 22H123V21H122ZM203 22L201 23L202 25H200L199 27H202V26L204 25ZM115 23L117 24V21L114 22V25H116ZM213 23H214V22H213ZM213 23L211 22V24H213ZM254 23H255V24H254ZM14 24H15V22H14ZM25 24H28V23H23V26H24ZM37 24H38V23H37ZM119 24H120V23H119ZM220 24H222V23H220ZM233 24H231L232 27L234 26ZM38 25H39V24H38ZM126 25H127V24H126ZM205 25H204V26H205ZM213 25H214V24H213ZM236 25H237V26H236ZM248 25H247V26H248ZM20 26H22V25H20ZM20 26H18V27L20 28ZM240 26H242V25H240ZM250 26H251V25H250ZM250 26H248V28H249ZM18 27H17V28H18ZM123 27H124V26H123ZM210 27H211V26H210ZM229 27H230V26H229ZM229 27H228V31H229V29H230V31H231L230 33L232 34L233 31L235 30V29H234L235 27H234V28L231 27L232 29H234L233 31H232L231 28H229ZM255 27L252 26L251 28H255ZM23 28H24V27H23ZM168 28L170 29V27H168ZM216 28H217V25H216ZM220 28H221V27H220ZM242 28H241V29H242ZM248 28H247V29H248ZM20 29H21V28H20ZM68 29H69V28H68ZM81 29H82V28H81ZM169 29H168L167 33L170 32ZM221 29H226V28H221ZM238 29H239V30H238ZM244 29H245V28H244ZM18 30H19V29H18ZM18 30H17V31H18ZM22 30H23V29H22ZM165 30H167V27H166ZM201 30H202V29H201ZM215 30H216V29H215ZM219 30H220V29H219ZM13 31H14V30H13ZM25 31H26V29H25ZM25 31H24V32H25ZM236 31H234V33H235ZM15 32H16V31H15ZM15 32H14V33H15ZM20 32H21V30H20ZM219 32H220V31H219ZM11 33H12V32H11ZM11 33H10V35H11ZM17 33H18V32H17ZM21 33L24 34L23 31H22ZM21 33H20V34H21ZM212 33H214V32H212ZM223 33H225V32H223ZM230 33H228V34H230ZM20 34H19V35H20ZM168 34H170V33H168ZM214 34H215V33H214ZM228 34H227V35H228ZM231 34H230V35H231ZM237 34H238V33H236V35H237ZM252 34H253V32H252ZM5 35H6V36L8 35V37H10V35H9L8 33L5 34ZM216 35H217V34H216ZM218 35H219V34H218ZM221 35H222V34H221ZM221 35H220V36H221ZM232 35H233V34H232ZM232 35H231V37H232ZM253 35L255 36V33H254ZM15 36H17L18 38L20 37L21 39L24 38V37H21V36H18V35H15ZM108 36H109V35H108ZM154 36L156 37V34L151 35L150 37L147 35L146 38H147V37L151 38V37H154ZM209 36H210V35H209ZM223 36H224V35H223ZM233 36L235 37V34H234ZM245 36H246V37H245ZM17 37H16V39H17ZM61 37H62V36H61ZM111 37H112V36H111ZM142 37H143V36H142ZM199 37H200V36H199ZM199 37H198V38H199ZM205 37H206V36H205ZM205 37H204V38H205ZM214 37H215V36H214ZM214 37H213V38H214ZM226 37H228V36H226ZM252 37H253V36H252ZM2 38H3V37H2ZM2 38H1V39H2ZM4 38H7V37H4ZM12 38H14V37H12ZM29 38H30V37H29ZM107 38H108V37H107ZM107 38H106V39H107ZM114 38H115V37H114ZM144 38H145V37H144ZM146 38H145V41L148 40V39H146ZM211 38H212V37H211ZM228 38H229V42H227L228 39H227L226 42L224 41L225 45L227 46L226 48L237 47V49H238V46H236L237 44H236L235 46L232 45V47H228L229 45H227V44H230V41L232 42V40L235 39V38H232V40H230V39H231L230 36H229ZM238 38H239V37H238ZM253 38H254V37H253ZM1 39H0V41H1ZM21 39H19V41H20ZM58 39H59V38H58ZM61 39H62V38H61ZM106 39H105V40H106ZM110 39H111V38L109 37V40H110ZM118 39H119V38H118ZM123 39H124V38H123ZM127 39H128V38H127ZM139 39H140V38H139ZM209 39H210V38H209ZM215 39H216V38H215ZM223 39L225 40V38H223ZM8 40H11V39L8 38ZM55 40H56V39H55ZM124 40H125V39H124ZM202 40H203V38L200 39L201 44H202ZM204 40H207V41H208L207 37H206V39H204ZM204 40H203V43L205 42ZM210 40H211V39H210ZM23 41H24V40H23ZM106 41H107V40H106ZM110 41H111V40H110ZM142 41H143V40H142ZM184 41H185V40H184ZM200 41H196V42H197L196 46H197L198 44H200V43H199ZM207 41H206V43L210 42V41H208V42H207ZM219 41H221V40H219ZM222 41H223V40H222ZM233 41H234V44H235V40H233ZM5 42L8 43L7 41H5ZM21 42H22V41H21ZM104 42H105V41H104ZM107 42L109 43V41H107ZM107 42H106V43H107ZM115 42H116V40H115ZM148 42H149V41H148ZM154 42H155V41H154ZM154 42H153V43H154ZM194 42H195V41H194ZM196 42H195V43H196ZM2 43H3V40L1 41L0 45H3L2 48H4L3 50H4V52H5V51L9 48V46H7L8 48L6 47V48H7V49H6V48L4 47V46H5V45H4L5 43H4V44H2ZM99 43H100V42H99ZM106 43H105V44H106ZM178 43H179V42H178ZM214 43H215V42H214ZM221 43H222V42H221ZM224 43H223V44H224ZM226 43H227V44H226ZM236 43H237V40H236ZM9 44H10V43H9ZM9 44H8V45H9ZM18 44H20V42H18ZM22 44H23V43H22ZM41 44H42V43H41ZM96 44H97V43H96ZM109 44H110V43H109ZM171 44H173V43H171ZM193 44H194V43H193ZM201 44H200V45H201ZM217 44H218V43H217ZM231 44H232V43H231ZM231 44H230V45H231ZM241 44H242V45H241ZM11 45H12V44H11ZM15 45H16V44H14L12 47H14ZM101 45H102V44H101ZM101 45L98 44V47H97L98 49H97V51H100L101 49L103 50V48H100V49H99V47H100ZM106 45H107V44H106ZM154 45H155V43H154ZM156 45H157V44H156ZM156 45H155V46H156ZM178 45H179V44H178ZM194 45H195V44H194ZM202 45H203V44H202ZM205 45H206V44H205ZM205 45H204V46H205ZM207 45H208V44H207ZM209 45H210V43H209ZM211 45L214 46V44H213V40H212V44H211ZM211 45H210V46H211ZM29 46H30V45H29ZM96 46H97V45H96ZM96 46H95V47H96ZM103 46H104V44H103ZM103 46H102V47H103ZM117 46H118V45H117ZM171 46H172V45H171ZM189 46H190V45H189ZM189 46H187V48H186V52H187V50H188V52H189V51L191 52V51L193 50V49L191 50V47H189ZM104 47H105V46H104ZM108 47L110 48L111 46L109 45V46H107V48H108ZM205 47H206V46H205ZM214 47H215V46H214ZM216 47H217V45H216ZM111 48H112V47H111ZM150 48H151V47H150ZM201 48H202V46H201ZM217 48H218V47H217ZM12 49H13V48H12ZM195 49H196V48H195ZM202 49H203V48H202ZM205 49H206V48H205ZM218 49H219V48H218ZM220 49H221V48H220ZM14 50H15V49H14ZM14 50H13V51H14ZM59 50H60V49H59ZM170 50H171V49H170ZM172 50H175V48H172ZM176 50H177V49H176ZM176 50H175L174 52H176ZM197 50H198V48H197ZM203 50H204V49H203ZM241 50H240V51H241ZM243 50H244V49H243ZM250 50H251L252 52H250ZM9 51H10V53H13V51H11V50H9ZM17 51H19V50H17ZM17 51H16V52H17ZM65 51H67V49H66ZM65 51H64V52H65ZM129 51H130V50H129ZM129 51H128V52H129ZM132 51H133V50H132ZM150 51H151V50H150ZM163 51H164V50H163ZM177 51H178V50H177ZM198 51H199V50H198ZM209 51H212V50L210 49ZM220 51H221V50H220ZM230 51H231V50H230ZM238 51H239V50H238ZM247 51H249V54L247 53ZM7 52H8V51H7ZM7 52H6V55H7ZM21 52H22V51H21ZM27 52H28V51H27ZM29 52H30V51H29ZM45 52H46V51H45ZM55 52H57V51H55ZM58 52H60V51H58ZM64 52H63V53H64ZM71 52H72V51H71ZM94 52H95V51H94ZM109 52H110V51H109ZM126 52H127V51H126ZM155 52H156V51H155ZM170 52H171V51H170ZM179 52H180V51H179ZM179 52L174 53V55H175V54L177 55V53H179ZM199 52H200V51H199ZM206 52H207V51H206ZM212 52H215V51H212ZM216 52H218V51H216ZM221 52H223V51H221ZM233 52H236V51H233ZM233 52H232V53H233ZM243 52H244V51H242V53H243ZM2 53H3V52H2ZM10 53H9V54H10ZM18 53H19V52H18ZM23 53H24V52H23ZM23 53H21V54L23 55ZM38 53H39V52H38ZM53 53H54V52H53ZM61 53H62V52H61ZM67 53H68V51H67L66 53H64V54H67ZM92 53H93V52H92ZM98 53H99V52H97L96 54H98ZM129 53L132 54L133 52H129ZM157 53H158V52H157ZM171 53H172V52H171ZM184 53H185V52H184ZM192 53H194V51H192ZM192 53H190V54L188 53V54H185V55L183 54V52L181 53V54L184 55V56L182 57L181 63H182V61H183V64H185V66H186V71H187V72H182V71H183V70H182V67H184V66H183L181 63H179L180 66L182 65V67H181L182 75H183V73H185V74L188 75V77L192 78L191 76H192V74H193V78L195 77V78H197V79H199V80H203V79L206 80V79H209V76H208V75L205 74V76H203L204 74L201 73L202 70L214 74V73L216 72V69H215L214 67H212V66H209V65H208V66H202L203 63H205V62H204L205 57H202L201 60L198 59V60L196 61L198 55L195 56V53H194L193 55H192ZM203 53H204L203 55L206 54L205 51H204ZM239 53H240V52H239ZM252 53H253V54H252ZM19 54H20V53H19ZM24 54L26 55V54H28V53H24ZM39 54H40V53H39ZM39 54H37V55H39ZM70 54H71V53H70ZM141 54H142V53H141ZM147 54H149V53H147ZM179 54H180V53H179ZM181 54H180V56H182ZM209 54H210V57L215 56V55H213V53H212L213 56L211 55V53H209ZM214 54H216V53H214ZM236 54H237V53H235L234 55H236ZM247 54H248V56H246ZM6 55H4V56H6ZM11 55H13V54H11ZM16 55H17V54H16ZM25 55H24V56H25ZM30 55H31V54H30ZM37 55H36V56H37ZM40 55H42V54H40ZM50 55H52V54H48V56H50ZM71 55H73V54H71ZM90 55H91V54H90ZM104 55H105V54H104ZM152 55H153V54H152ZM164 55H166L167 57L171 58L173 54H172V55L170 54V55H171V56H170L169 54H167V53L165 54V53H164ZM168 55H169V56H168ZM176 55H175V56H176ZM206 55H207V54H206ZM221 55H224V53H222ZM240 55H241V53L238 54V57H237L238 59L240 58ZM253 55H254V57H253V59H252V56H253ZM0 56H1V54H0ZM31 56H32V55H31ZM36 56H35V58H36ZM46 56H47V55H46ZM52 56H53V55H52ZM55 56L57 57V55H55ZM61 56H62V55H61ZM78 56H79V55H77V58H78ZM88 56H89V55H88ZM94 56H96V55H94ZM131 56H132V55H131ZM149 56H150V55H149ZM154 56L156 57V54H155ZM175 56H174V57H175ZM180 56H179V57H180ZM8 57H9V56H8ZM13 57H14V56H13ZM15 57H16V56H15ZM18 57H20V56L18 55ZM22 57H23V56H22ZM32 57H33V56H32ZM41 57H42V56H41ZM56 57H54V59H55ZM80 57H81V55H80ZM83 57H84V55H83ZM83 57H82V58H83ZM89 57H92V56H89ZM98 57H99V56H98ZM98 57H97V58H98ZM150 57H151V56H150ZM157 57H159V55H157ZM163 57L166 58V57L163 56V55L160 56V58H163ZM47 58H48V57H47ZM49 58H50V57H49ZM127 58H129V57H127ZM134 58H135V57H134ZM136 58H137V57H136ZM151 58H152V57H151ZM160 58H159V59H160ZM169 58H168V59H169ZM176 58H177V57H176ZM199 58H200V57H199ZM208 58H209V55H208ZM215 58H216V60H215V64H214V63H213V64L215 65V67H217V64H216L217 62H216V61H218L219 59L217 60V56H216ZM215 58H214V59H215ZM225 58H226V57H225ZM235 58H236V57H235ZM235 58H234V60H236L237 63H238V61L241 59V58H240L239 60H237V59H235ZM256 58H257V59H256ZM0 59H1V58H0ZM15 59H16V58H15ZM15 59H14V60H9L10 65H12V66H17V64H16V62H15V61H17V60H15ZM23 59H24V57H23ZM60 59H61V58H60ZM129 59H130V58H129ZM153 59H155V58L153 57L151 60H153ZM168 59H166V61H168V62L171 61V60H168ZM178 59L180 60L181 58H178ZM178 59H177V60H178ZM5 60H6V59H5ZM19 60H20V59H19ZM19 60H18V61H19ZM25 60H26V59H25ZM41 60H42V59H41ZM41 60H40V61H41ZM55 60H56V59H55ZM81 60H82V59H81ZM124 60H126V59H124ZM157 60H158V58H157L156 60L152 61L151 63H153V62H155V61H157ZM162 60H163V59H162ZM175 60H176V59H175ZM245 60H246V59H245ZM20 61H21V60H20ZM28 61H31V60H28ZM58 61H59V60H58ZM62 61H63V60H62ZM65 61H66V60H65ZM65 61H64V63H65ZM75 61H77V60H75ZM82 61H83V60H82ZM94 61H95V60H94ZM132 61H133V60H132ZM137 61H138V60H137ZM137 61H136V62H137ZM158 61H161V60H158ZM158 61H157V64H158V63L160 64L161 62H158ZM164 61H165V60H164ZM166 61L164 62L165 64H166ZM222 61H223V58H222ZM241 61H243V59H242ZM251 61H252V62H251ZM257 61H258V60H257ZM257 61H256V62H257ZM6 62H7V60H6ZM26 62H27V61H26ZM38 62H39V61H38ZM38 62H37V63H38ZM134 62H135V61H134ZM134 62H131V63H134ZM179 62H180V61H179ZM212 62H213V61H212ZM239 62H240V61H239ZM24 63H25V62H24ZM27 63H29V62H27ZM78 63H79V62H78ZM90 63H91V61H90ZM101 63H102V62H101ZM151 63H150V64H151ZM171 63H172V66H174V65H173V58H172V62H171ZM171 63L169 62V63H167V64H168V65L170 64L169 66H171ZM175 63H176L175 65H178V64H177V61H175ZM221 63H223V62H221ZM240 63H241V64H240ZM240 63H239V65H238V64H237V65L240 66V67H244L245 63H244L243 66H242V62H240ZM250 63H249V65H250ZM2 64H4V63H2ZM46 64H47V63H46ZM59 64H60V63H59ZM61 64H62V63H61ZM65 64H66V63H65ZM67 64H68V63H67ZM73 64H74V62H73ZM79 64H80V63H79ZM87 64H88V63H87ZM137 64H138V62H137ZM137 64H134V65H137ZM155 64H156V63H155ZM155 64H154V65H155ZM165 64H164V66L167 67V64H166V65H165ZM201 64H202V65H201ZM219 64H220V63H219ZM223 64H224V63H223ZM227 64H228V63H227ZM257 64H258V62H257ZM257 64H256V65H257ZM47 65H48V64H47ZM56 65H57V63H56ZM85 65H86V64H85ZM114 65H115V64H114ZM114 65H113V66H114ZM128 65H130V64L128 63ZM131 65H132V67H131ZM131 65H130L129 68H130V69L132 68V71H135V68H134V70H133V67H134L133 64H131ZM152 65H153V64H152ZM154 65H153V66H154ZM224 65H225V64H224ZM228 65H229V64H228ZM256 65H255V66H256ZM58 66H59V65H58ZM58 66H57V67H58ZM99 66H101V65H99ZM153 66H152V67H153ZM261 66H259V67H261ZM0 67H1V65H0ZM4 67H5V66H4ZM23 67H24V66H23ZM40 67H41V66H40ZM44 67H45V66H44ZM46 67H47V66H46ZM114 67H115V66H114ZM122 67H123V66H121V71L124 72V70H122ZM124 67H125V66H124ZM150 67H151V65H150ZM152 67H151V68H152ZM155 67H156V65H155ZM157 67L159 68V66H157ZM165 67H163V69H164V70L167 69V71L170 72V71L168 70L169 67H168V68H165ZM176 67H177V66H176ZM240 67H239V68H240ZM250 67H251V66H248V68H246L244 71H245V72H248V71H246V70L248 69L250 73L248 72L247 75H249V74H251V73H253V74L255 75V70L253 71V69H256L257 66H256V67H253V69H251ZM259 67H257V69H256L257 71H258V68H259ZM262 67H261V68H262ZM2 68H3V67H2ZM17 68H19V67H17ZM68 68H69V67H68ZM115 68H116V67H115ZM125 68H127V67H125ZM125 68H124V69H125ZM147 68H149V65L147 66ZM147 68H145V69H147ZM217 68H218V67H217ZM227 68H228V66H227ZM227 68H226V69H227ZM249 68H250L252 71H250ZM261 68H259L260 71H258V73L261 72L260 74H262V71H261L262 69H261ZM13 69H14V68H13ZM76 69H77V68H76ZM117 69H118V68H117ZM117 69H116V70H117ZM127 69H128V68H127ZM127 69H125V70L129 73V70H130V69H128V70H127ZM154 69H155V68H154ZM201 69H202V70H201ZM226 69H225V70H226ZM228 69H229V68H228ZM241 69H242V68H240V70H241ZM263 69H264V68H263ZM0 70H1V69H0ZM14 70H15V69H14ZM14 70L12 71V70L9 68V74L11 73L10 71H12V73H11L10 75H13ZM21 70H22V69H21ZM38 70H39V68H38ZM41 70H42V69H41ZM43 70H44V69H43ZM61 70H62V69H61ZM68 70H69V69H68ZM116 70H114V71H116ZM118 70H119V69H118ZM229 70H230V71H233V70H231V69H229ZM242 70H243V69H242ZM6 71L8 72L7 69H6ZM27 71L35 72L36 70L33 71V67H27ZM39 71H40V70H39ZM39 71H38V72H39ZM47 71H48V70H47ZM63 71H64V70H63ZM119 71H120V70H119ZM126 71H125V72H126ZM130 71H131V70H130ZM140 71H143V72H144V70H140ZM153 71H154L153 73H154V75H155V76H154V78H155L157 74H156L155 70H153ZM156 71H157V70H156ZM160 71L162 72V68H160ZM32 72H31V73H32ZM40 72H41V71H40ZM138 72H139V71H138ZM143 72H141V73H143ZM151 72H152V69H151V70H148V71L146 72V74H143V75L147 76V74H151ZM157 72H159V71H157ZM221 72H222V71H221ZM221 72H220V73H221ZM233 72H234V71H233ZM3 73H4V72H3ZM16 73H17V69H16V72H14V74L16 75ZM23 73H24V72H23ZM42 73H43V71H42ZM45 73H46V70H45ZM121 73H122V72H121ZM132 73H133V72H132ZM134 73L137 74V71L134 72ZM163 73H165V72L163 71ZM222 73H224V75L227 74L226 71H225V72H222ZM222 73H221V74H222ZM228 73H229V72H228ZM242 73H243V72H242ZM258 73H256V75H257ZM4 74H5V73H4ZM24 74H25V76L28 75V74H26V73H24ZM24 74H22V75H24ZM36 74H37V73L35 72V73H34V76H35ZM138 74H139V73H138ZM161 74H162V73H161ZM161 74L159 75V73H158V76H159V77H160V76L162 77V78L160 77L161 80H158V79L156 78L158 81H162L163 77L166 75V74H165V75L163 74V75H164V76H163V75H161ZM185 74H184V75H185ZM243 74L246 75L245 73H243ZM260 74H258V75H260ZM10 75H9V77H7V79L9 78L10 81H12L11 79H13V78L15 79V78H16V77H13V78L10 79ZM15 75H14V76H15ZM30 75H31V74H30ZM30 75H29V76H30ZM38 75H39V73H38ZM45 75H46V74H45ZM45 75H42V76H41V74H40V76H41L42 78H43ZM58 75H60V74H58ZM61 75H62V74H61ZM133 75H134V74H133ZM152 75H153V74H152ZM189 75H190V76H189ZM251 75H252V74H251ZM262 75H263V76H261V78H262V77L264 78V74H262ZM5 76H6V75H5ZM34 76H33V77H34ZM40 76H38V77H34V78H36V79L38 80ZM123 76H124V75H123ZM131 76H132V75H131ZM134 76H135V75H134ZM136 76H137V75H136ZM149 76H150V75H149ZM158 76H157V77H158ZM166 76H167V75H166ZM206 76H207V77H206ZM235 76H236V75H235ZM237 76H238V75H237ZM27 77H28V76H26V78L23 77L22 80L25 82L24 78L27 79ZM41 77H40V78H41ZM47 77H48V76H47ZM53 77H54V76H53ZM53 77H52V78L50 77V78L53 80ZM61 77H62V76H61ZM69 77H70V76H69ZM69 77H67V78L71 80V77H72V76H71L70 78H69ZM143 77H144V76H143ZM143 77H142V78H143ZM152 77H153V76H152ZM152 77H151V78H152ZM167 77H168V76H167ZM184 77H187V76H184ZM212 77H213V76H210V78H212ZM220 77H222V78H221L222 80L225 79L222 75H220ZM246 77H247V76H246ZM254 77H256V76H254ZM259 77H260V76H259ZM1 78H2V77H1ZM4 78H5V77H4ZM29 78H30V77H28V79H29ZM31 78H32V76H31ZM31 78H30V79H31ZM42 78H41V81L38 80V81H40V83L42 82V80H44V81H45L44 84H46V83L48 82L47 80H49V77H48L47 79H42ZM45 78H46V77H45ZM72 78H73V77H72ZM90 78H92V77H90ZM140 78H141V77H140ZM149 78H150V77H149ZM165 78H166V77H165ZM165 78H164V79H165ZM237 78H238V77H237ZM249 78H250V75H249ZM251 78H252V77H251ZM251 78L248 79V77H247V79H245L244 82H246V80H253V82H256L253 78H252V79H251ZM257 78H258V77H256V79H257ZM261 78H260V80L263 79V78H262V79H261ZM28 79H27V80H28ZM30 79H29V81H30ZM32 79H33V78H32ZM36 79H35V81H37ZM51 79H50V81L52 82ZM74 79H75V78H74ZM95 79H96V78H95ZM133 79H134V77L132 78V82H130V83H133V81H134ZM183 79H184V78H183ZM226 79L229 80L230 83H233V82L235 81V80H234L235 77H234V79H233L232 75H230V77L227 76ZM9 80H7V82H8ZM15 80H16V79H15ZM22 80H21V81H22ZM54 80H55V79H54ZM54 80H53V81H54ZM257 80H259V79H257ZM260 80H259L258 82H260ZM263 80H264V79H263ZM3 81H4V80H3ZM3 81H2V82H3ZM10 81H9V83H10ZM17 81H19V80H17ZM29 81H28L29 84H30V83H34V82H32L33 80H32L31 82H29ZM38 81H37V83H38ZM46 81H47V82H46ZM50 81H49V82H50ZM61 81H63V80L61 79ZM64 81L66 82V80H64ZM75 81H76V80H75ZM75 81H73V82H75ZM116 81H117V80H116ZM116 81H115V82H116ZM135 81L137 82V80H135ZM138 81H139V80H138ZM154 81H155V80H154ZM166 81H167V80H166ZM166 81H165V82H166ZM194 81H195V80H194ZM2 82H0V84H1ZM55 82H56V81H55ZM73 82H72V83H73ZM184 82H185V81H184ZM186 82L188 83V81H186ZM215 82L217 83V82H219V80H218V81L216 80ZM5 83H6V82H5ZM21 83H22V82H21ZM25 83H27V81H26ZM37 83H34V84L36 85ZM140 83H141V82H140ZM140 83H139V84H140ZM146 83H147V82H145V84H146ZM166 83H167L166 86H168V84L170 85L171 82H166ZM194 83H195V82H194ZM196 83H197V82H196ZM234 83H235V82H234ZM247 83H248V81H247ZM260 83H261V82H260ZM260 83H259V84H260ZM3 84H4V82H3ZM12 84H13V83H12ZM16 84H17V83H16ZM16 84H13V85L16 86ZM44 84L42 83L41 85H44ZM53 84H54V85H53ZM59 84H61V83H59ZM59 84H57V85H59ZM63 84H64V82H63ZM63 84H62V85H59V86H63V87H64V86L67 85V84H66V85H65V84L63 85ZM68 84H69V83H68ZM70 84H71V83H70ZM70 84H69V86H70ZM73 84H74V83H73ZM111 84H112V83H111ZM134 84H135V83H134ZM137 84H138V82H137ZM160 84H161V83H160ZM172 84H173V83H172ZM188 84H191V82L188 83ZM197 84H198V83H197ZM202 84H203V83H202ZM218 84H219V83H218ZM237 84H238V83H237ZM256 84H257V83H256ZM1 85H2V84H1ZM8 85H9V84H8ZM20 85H21V84H17L18 87H19ZM22 85H24V84H22ZM35 85H33V86H35ZM49 85H53V86H55V83L52 82V83L49 84ZM57 85H56V86H57ZM129 85H130V84H129ZM135 85H136V84H135ZM141 85H142V83H141ZM141 85H140V86H141ZM143 85H144V84H143ZM146 85H147V84H146ZM146 85H145V86H146ZM173 85L175 86V84H173ZM173 85H172V86H173ZM184 85H185V84H184ZM184 85H183V87H184ZM191 85H193V84H191ZM205 85H206V84H204V86H205ZM4 86H5V85H4ZM27 86H28V84H27ZM33 86H30V88H32V90H33ZM39 86H40V85H38V87H39ZM46 86H47V84H46ZM46 86H44V87L42 86V87H43V88H46ZM69 86H68L67 88H69ZM72 86H74V85H72ZM131 86H132V85H131ZM133 86H134V85H133ZM148 86H149V85H148ZM162 86H163V85H162ZM195 86H196V85H195ZM200 86H201V85H200ZM245 86H246V85H244L243 88H245ZM259 86H260V85H259ZM2 87H3V86H2ZM13 87H14V86H13ZM13 87H12V88H13ZM24 87H25V85H24ZM24 87H23V88H24ZM47 87H48V86H47ZM135 87H136V86H135ZM135 87H134V88H135ZM142 87H143V86H142ZM159 87H160V86H159ZM163 87H164V86H163ZM168 87H169V86H168ZM202 87H203V86H202ZM254 87H255V86H254ZM0 88H1V87H0ZM15 88H16V87H15ZM19 88H20V87H19ZM23 88H21L20 90H23ZM27 88H28V87H27ZM35 88H36V87H35ZM65 88H66V87H65ZM116 88H117V87H116ZM132 88H133V87H132ZM143 88H145V87H143ZM147 88H148V87H146V89H147ZM153 88H154V87H151V90H152ZM171 88H172V90H173V89H176L177 87H176V88H175V87H174V88L171 87ZM207 88H209V86H207ZM210 88H211V87H210ZM37 89H38V88H37ZM37 89H36V90H37ZM39 89H40V88H39ZM48 89H49V88L44 89L43 91H46V90H48ZM50 89H52V88H50ZM159 89H160V88H159ZM159 89H157V91H158ZM198 89H199V91H198ZM198 89H197V90L195 89V90L198 91V92H201V91H200V88H198ZM211 89L213 90V88H211ZM29 90H30V89H29ZM29 90H28V92H25V91H27V90H25V91H20V92H22V95H23L24 92H25V94H26V93L29 94ZM41 90H42V88H41ZM41 90H40V91H41ZM53 90H54V88H53ZM69 90H71V89H69ZM73 90H74V88H73ZM154 90H155V89H154ZM184 90H185V89H183V91H184ZM202 90H203V89H202ZM231 90H232V89H231ZM231 90H229V91H231ZM259 90H261V89L259 88ZM4 91H6V90L4 89ZM4 91H3V92H4ZM61 91H62V90H61ZM64 91H65V90H64ZM111 91H112V90H111ZM140 91H141V90H140ZM161 91H162V90H161ZM1 92H2V91H0V123H1L2 127L0 126V128H1V129H0V136H2V138L5 137V139H6V140L4 141L5 146H6V148H7L6 151H7V152L9 151V153H12L13 151L11 150V148L14 147V148H12V149H14V150L17 151V152H15L16 154H19L21 151H22V152L24 151L25 154H29L30 152H31V154H32V151H33V150H32V147L27 146V145H29V144L32 143V142H31V143L29 142V141H32V140H30V138L32 139V137L34 136V134L38 132V131L36 132L35 130H38V129H35V130L33 129L34 132H35V133H34V132L32 131V134H33V135H29V131H28V132L26 131V133H28V134H26V133H25V134H26V135H29L28 138H29L30 136H32V137L29 138L28 141H26L27 138L25 139V137H27V136L24 135V132H25V131H23L22 133H20V132H17V131L12 130V128H11L12 123H10L9 121H8V122H9V123H8V122L6 121L7 112H5L4 110H10V115H11V113H12L13 111H12V108L10 107V104L7 103V101H6V95H7V93H6L5 95H3L5 92H4L3 94H1ZM11 92H12V91H11ZM11 92H10V93H11ZM15 92H16V91H15ZM15 92H14V93H15ZM36 92H37V91H36ZM36 92H35V93H36ZM47 92H48V91H47ZM67 92H68V89H67V91H66V93H65L66 95L68 94ZM142 92H143V91H142ZM145 92H146V91H145ZM150 92H151V91H150ZM153 92L156 93V91H153ZM190 92H191V91H190ZM193 92H194V90H193ZM216 92H217V91H216ZM223 92H224V91H223ZM233 92H234V90H233ZM233 92H232V93H233ZM260 92H261V91H260ZM37 93H38V92H37ZM40 93H41V92H40ZM43 93H44V92H43ZM61 93H62V92H61ZM63 93H64V92H63ZM160 93H162V92H160ZM163 93H164V92H163ZM166 93H167V92H166ZM183 93H184V92H183ZM191 93H192V92H191ZM201 93H202V92H201ZM217 93H218V92H217ZM217 93H216V94H217ZM221 93H222V92H221ZM236 93H237V92H236ZM261 93H263L262 96L264 97V91L261 92ZM8 94H9V93H8ZM18 94H19V92H18ZM33 94H34V93H33ZM45 94H46V92H45ZM48 94L52 95V97H55V98H57L58 96L61 95V94L59 95L58 92H57V93L52 92V93H48ZM70 94H71V93L69 92V95H67V96H70ZM74 94H76V93H74ZM100 94H101V93H100ZM100 94H99V95H100ZM107 94H108V93H107ZM140 94H141V93H140ZM140 94L138 95V97H136L137 99H138V98H139V99L141 98ZM143 94H144V92H143ZM143 94H142V96H143ZM158 94H159V93H158ZM171 94H172V93H171ZM174 94L176 95V93H174ZM197 94H198V93H197ZM219 94H220V92H219ZM219 94H218V95H219ZM224 94H225V93H224ZM238 94H239V93H238ZM238 94H237V95H238ZM241 94H242L243 96H245L243 93H241ZM241 94H240V96H241ZM14 95H15V94H14ZM16 95H17V94H16ZM19 95H20V94H19ZM29 95H30V94H29ZM38 95H39V94H38ZM42 95H44V94H42ZM42 95H41V96H42ZM71 95H72V94H71ZM99 95H98V96H99ZM103 95H104V94H103ZM148 95H149V94H148ZM148 95H147V92H146V95H144V96H148ZM150 95H152V92H151ZM150 95L148 96V97H149L148 99H150V98H152V97H155V95H154V96H153V95L150 96ZM185 95H186V93H185ZM193 95H194V94H193ZM199 95H200V94H199ZM230 95H231V93H230ZM232 95H233V94H232ZM4 96H5V97H4ZM12 96H13V95H12ZM17 96H18V95H17ZM17 96H16V97H17ZM98 96H97V97H98ZM139 96H140V97H139ZM176 96H177V95H176ZM183 96H184V95H183ZM201 96H203V95H200V97H201ZM216 96H217V95H216ZM9 97H10V96H9ZM16 97H15V98H16ZM25 97H26V96H25ZM35 97H36V96H35ZM35 97H33V98H35ZM46 97H47V95H46ZM46 97H45V98H46ZM61 97H62V96H61ZM76 97H77V96H75V98H76ZM97 97L95 96V100L97 99V101L94 102V106H95L96 102H99ZM99 97H100V96H99ZM101 97H102V95H101ZM132 97H133V96H132ZM157 97H158V96H157ZM161 97H162V96H161ZM174 97H175V96H174ZM218 97H219V96H218ZM263 97H261V98H262V101H263V99H264ZM15 98H14V99H15ZM23 98H24V97H23ZM23 98H22V96H21V97L19 96L20 101H21ZM36 98H37V97H36ZM84 98H85V97H84ZM88 98H89V97H88ZM88 98H87V99H88ZM159 98H160V97H159ZM163 98H164V97H163ZM178 98H179V97H178ZM178 98H177V99H178ZM221 98H222V97H221ZM228 98H229V96H228ZM235 98H236V97H235ZM238 98H241V97H238ZM254 98H255V97H254ZM261 98H260V100H261ZM11 99H12V97H11ZM19 99H18V100H19ZM24 99H25V98H24ZM24 99H23V101H24ZM37 99H38V98H37ZM42 99H43V97H42ZM47 99H49V96H48ZM77 99H79V97H78ZM81 99H82V97H81ZM85 99H86V98H85ZM102 99H103V97H102ZM141 99H142V98H141ZM155 99H156V98H155ZM157 99H158V98H157ZM174 99H176V98H174ZM179 99H181V102L183 101L181 95H180V98H179ZM179 99H178V100H179ZM204 99H205V98H204ZM204 99H203V100H204ZM222 99H223V98H222ZM241 99H242V98H241ZM247 99H248V98H247ZM25 100H26V99H25ZM27 100L30 101V99H27ZM27 100H26V101H27ZM49 100H50V101H51V100H53V101L56 100L55 102H57V99H49ZM88 100H90V99H88ZM99 100H100V99H99ZM134 100H136V99H134ZM142 100H143V99H142ZM145 100L148 101L147 98H146ZM151 100H153V99H151ZM160 100H162V99H160ZM166 100H167V98H166ZM189 100H190V99H189ZM200 100H201V99H200ZM248 100H249V99H248ZM250 100H251V99H250ZM14 101H15V100H14ZM20 101H19V102H20ZM23 101H22V102H23ZM26 101H25V102H26ZM53 101H51V102H53ZM63 101L66 102L65 100H63ZM74 101H75V100H74ZM82 101H83V100H82ZM102 101H103V100H102ZM110 101L112 102L113 100H110ZM162 101H163V100H162ZM168 101H169V100H168ZM168 101H167V102H168ZM262 101H260V102H262ZM11 102H12V100H11ZM16 102H17V101H16ZM22 102H20V103L22 104ZM25 102L23 103L24 106L27 105ZM34 102H37V100L34 101ZM41 102H42V105H43L44 102H43L42 100H40L39 104H41ZM59 102H60V101H59ZM68 102H69V101H68ZM79 102H81V101L79 100ZM142 102H144V101H141V100H140V103H141V106H140V103H139V106H140V107H142V105H143ZM149 102H151V101H149ZM160 102H161V101H160ZM164 102H165V101H164ZM177 102H178V101H177ZM181 102H179V103H181ZM184 102H185V101H183L182 103H184ZM187 102L189 103V101H187ZM187 102H185V105L188 104ZM195 102H196V101H195ZM195 102H194V103H195ZM202 102H203V101H202ZM202 102H201V103H202ZM206 102H207V100H206ZM222 102H223V101H221V103H222ZM224 102H225V101H224ZM27 103H30V102H27ZM31 103H32V101H31ZM45 103H46V102H45ZM49 103H50V102H49ZM75 103H76V101H75ZM83 103H84V102H82V104H83ZM101 103L104 104L105 102H104V103L101 102ZM106 103L109 105V102L106 101ZM113 103H114V102H113ZM113 103H112V104H113ZM156 103H157V102H156ZM169 103H170V102H169ZM262 103H263V102H262ZM13 104H14V106H16V105L19 104V103L17 102L16 105H15V103H13ZM51 104H54V103H51ZM55 104H56V103H55ZM61 104H62V103H61ZM69 104H71V103H69ZM73 104H74V103H73ZM87 104L89 105V103H87ZM90 104H91V103H90ZM102 104H101V105H102ZM110 104H111V103H110ZM134 104H136V102H134ZM145 104H146V103H145ZM151 104H152V102H151ZM170 104H171V103H170ZM203 104H204V103H203ZM23 105H21L20 107L23 108ZM35 105L37 106V104H35ZM48 105H49L48 103H47V106H46V104H44L43 107H40V105H39V107L37 106L38 109H37V107H36V108L34 107L35 110L33 109L34 111H33V110H32V111H33V112H36V109H37V112H38L39 114H41L43 117L45 116L44 118L41 116L40 118H42V119H45V118L49 115V116L46 118V119L49 121V120L51 119V118H49V117L52 116L51 112L53 111L54 105H53V107H52V105H51V107H49ZM58 105H60V104H58ZM65 105H66V104H65ZM84 105H85V104H84ZM84 105H83V106H84ZM101 105H100V106H101ZM105 105H106V104H105ZM154 105H157V104L154 103ZM165 105H166V104H165ZM183 105H184V104H183ZM185 105H184V106H185ZM14 106H13V109H16V110L19 109V108H16V107L14 108ZM17 106H19V105H17ZM28 106H29V105H28ZM32 106H34V105L32 104ZM32 106L30 105L28 108H31ZM55 106H57V104H56ZM91 106H92V105H91ZM91 106H89L90 109H91ZM96 106H98V104H96ZM100 106H99V107H100ZM144 106H147V105H144ZM144 106H143V107H144ZM173 106H174V105H173ZM177 106H178V105H177ZM194 106H195V105H194ZM197 106H198V105H197ZM239 106H240V105H239ZM26 107H27V106H26ZM26 107H24V108H26ZM57 107H59V106H57ZM69 107H71V108H70L71 110L74 109V108H72L73 105H72V106L69 105ZM85 107H86V106H85ZM85 107H84V108H85ZM89 107H86V110H87V108H89ZM169 107H170V106H169ZM171 107H172V106H171ZM188 107H192V109H193V106H191V105L188 106ZM22 108H20V109H22ZM32 108H33V107H32ZM55 108H56V107H55ZM65 108H67V107H65ZM78 108H79V106H78ZM84 108H83V110H84ZM92 108H93V106H92ZM145 108H148V109L151 108V109H153V107H150V106H149V107H145ZM155 108L157 109V106H155ZM155 108H154V110H155ZM159 108H160V107L158 106V109H159ZM167 108H168V107H167ZM167 108H166V109H167ZM172 108H173V107H172ZM177 108H178V107H177ZM182 108H183V107H182ZM194 108H196V109H195V112L198 111L197 107H194ZM199 108H200V107H199ZM242 108H244V107H242ZM57 109H58V108H57ZM59 109H61V107H59ZM59 109H58V110H59ZM62 109H63V107H62ZM62 109H61V111H62ZM67 109H68V108H67ZM70 109H69V110H70ZM76 109H77V107H76ZM76 109H74V110L77 111ZM173 109H174V108H173ZM203 109H204V113H206L205 108H202V109H201V112H200V110H199V112H198V113H202V116H203V114H204L203 111H202ZM239 109H240V108H239ZM254 109H255V110H256V109L259 110V109H262V108H259V107L257 108V107H256V108H254ZM22 110H24V109H22ZM86 110H85V111H86ZM154 110H153V111H154ZM174 110H175V109H174ZM27 111H28V109H27ZM54 111H55V110H54ZM56 111H57V110H56ZM64 111H65V110H64ZM101 111H103V110H101ZM140 111H141V110H140ZM160 111L162 112V114H164L162 110H160ZM167 111L170 112V110H167ZM172 111H173V110H172ZM239 111H241V110H239ZM256 111H257V110H256ZM262 111H263V110H262ZM17 112H18V111H17ZM28 112H30V111H28ZM37 112H36V114H38ZM57 112H59V111H57ZM57 112H56V113H57ZM62 112H63V111H62ZM62 112H61V113H62ZM90 112H91V111H90ZM103 112H104V111H103ZM146 112H147V111H146ZM149 112L151 113V110H149ZM155 112H156V111H155ZM164 112H165V111H164ZM14 113H15V112H14ZM56 113H54V114L56 115ZM64 113H65V112H64ZM87 113H88V112H87ZM93 113H94V112H93ZM96 113H97V112H96ZM100 113H101V112H100ZM147 113H148V112H147ZM152 113H153V112H152ZM196 113H197V112H196ZM196 113H195V114H196ZM207 113H208V112H207ZM207 113H206V114H207ZM260 113H261V110H260ZM15 114H16V113H15ZM57 114H58V113H57ZM59 114H60V112H59ZM67 114H69V113L67 112ZM70 114H71V112H70ZM162 114H161V115H162ZM237 114H238V113H236V115H237ZM263 114H264V113H263ZM17 115H18V114H17ZM50 115H51V116H50ZM71 115H73V114H71ZM81 115H82V114H81ZM84 115H85V114H84ZM97 115H98V114H97ZM158 115H159V114H158ZM197 115H198V114H197ZM208 115H209V114H208ZM19 116L22 118L23 115H22V114H21V115H18L17 120L20 118ZM59 116H61V115H59ZM63 116H64V115H63ZM63 116H62V117H63ZM91 116H92V115H91ZM106 116H107V114H106ZM143 116H144V115H143ZM209 116H211V115H209ZM237 116H238V115H237ZM237 116H236V117H237ZM16 117H17V116H16ZM25 117H26V116H25ZM57 117H58V116H57ZM62 117H61V118H62ZM64 117H65V116H64ZM64 117L62 118L63 121H65V118L68 119V118H70L71 116H70V117H65V118H64ZM72 117H73V116H72ZM80 117H81V116H80ZM92 117H93V116H92ZM141 117H142V116H141ZM148 117L151 118L150 116H148ZM158 117H159V116H157V118H158ZM211 117H212V116H211ZM263 117H264V115H263ZM28 118H29V117H27L26 119H24V118H22V119L27 120ZM35 118H36V117H35ZM75 118H76V117H75ZM77 118H78V117H77ZM83 118H85V117L83 116ZM83 118H81V119H83ZM89 118H90V115H87L85 119L88 120ZM95 118H96V116L94 115V119H95ZM98 118H99V116H98L96 119H98ZM112 118H113V117H112ZM145 118H146V117L144 116V119H145ZM149 118H147V119L149 120ZM159 118H160V117H159ZM38 119H39V118H38ZM38 119H36V121H37ZM46 119H45V120H46ZM54 119H55V120H54ZM54 119H52V121L54 120V121L57 122V120H58V121L61 120V119H59V118L57 119V118H55V117H54ZM94 119H93V120H94ZM101 119L103 120L104 118L102 117ZM106 119H109V116H108V118H106ZM152 119H153V118H152ZM28 120H29V119H28ZM79 120H80V119H79ZM93 120L91 119V121H93ZM109 120H110V119H109ZM109 120H108V121L105 120V123H106V122L109 123ZM134 120H135V119H134ZM134 120H133V121H134ZM136 120L138 121V119H136ZM136 120H135V121H136ZM145 120H146V119H145ZM166 120H167V119H166ZM212 120H214V118H213ZM13 121H14V120H13ZM19 121H22V120L19 119ZM40 121H41V120H40ZM66 121H67V120H66ZM66 121H65V122H66ZM94 121H96V120H94ZM139 121H140V120H139ZM139 121H138V122H139ZM142 121L144 122L143 118H141V121H140V122H142ZM159 121L162 122L163 119H162V120L159 119ZM38 122H39V121H38ZM44 122H46V121H44ZM65 122H62V123L65 125V124H67V123H65ZM67 122H68V121H67ZM72 122H73V121L68 122V123H72ZM79 122L81 123V121H79ZM79 122L77 121V119H75V122L72 123V124L78 123V124L80 125ZM85 122H86V120H85ZM89 122H90V121H89ZM89 122H87V123H89ZM138 122H137V123H138ZM149 122H150V121H149ZM149 122H147V123H149ZM163 122H164V121H163ZM13 123H14V122H13ZM18 123H19V122H18ZM82 123H83V120H82ZM87 123H84V124H87ZM93 123H95V122H93ZM111 123H112V121H110V124H111ZM120 123H121V122H120ZM153 123H155V121H154V122H151V124H153ZM262 123H263V122H262ZM20 124H21V122L19 123V125H20ZM22 124H23V123H22ZM78 124H77V125H78ZM91 124H92V122H91ZM106 124H107V123H106ZM144 124H145V123H144ZM164 124H165V122H164ZM164 124H163V125H164ZM17 125H18V124H17ZM17 125H16V126H17ZM81 125H83V124H81ZM118 125H119V124H118ZM122 125H123V123L120 124L119 126L122 127ZM145 125H146V124H145ZM165 125H166V124H165ZM165 125H164V126H165ZM12 126H13V125H12ZM34 126H35V124H34ZM34 126H33V128H34ZM58 126H59V125H58ZM67 126H68V124H67ZM71 126H72V125H71ZM71 126H69V127H71ZM74 126H76V125H73V127H74ZM86 126H89V125H86ZM146 126H147V125H146ZM149 126H151V125H149ZM260 126H263V125H260ZM17 127H18V126H17ZM24 127H25V126H23V129H24ZM55 127H56V125H55ZM59 127H60V126H59ZM81 127H82V126H81ZM90 127H92V126H90ZM90 127H88V130H90V129H89ZM93 127H95L94 124H93ZM98 127H99V126H98ZM98 127H97V128H98ZM165 127H166V126H165ZM165 127H164V128H165ZM168 127H170V126L167 125L166 128H168ZM173 127H174V126H173ZM263 127H264V126H263ZM25 128H26V127H25ZM35 128H36V126H35ZM42 128H43V127H42ZM49 128H50V127H49ZM79 128H80V127H79ZM82 128H84V127H82ZM118 128H119V127H118ZM122 128H123V127H122ZM149 128H150V127H149ZM170 128H171V127H170ZM170 128H169V129H170ZM256 128H258V127H256ZM18 129H22V127H21V128H18ZM27 129H29V128H27ZM46 129H48V127H47ZM50 129H51V128H50ZM69 129H70V128H69ZM103 129H104V128H103ZM120 129H121V128H120ZM146 129H147V127H146ZM258 129H259V128H258ZM29 130H31V127H30ZM39 130H40V129H39ZM42 130H44V132H45V128L42 129ZM86 130H87V128H86ZM95 130H96V129H95ZM104 130H105V129H104ZM151 130H152V129H151ZM262 130H263V129H262ZM262 130H261V131H262ZM48 131H50V130L48 129ZM51 131H54V130H51ZM56 131H58V128H56L55 133H56ZM65 131H66V130H65ZM65 131H64V132H65ZM67 131H68V130H67ZM67 131H66V132H67ZM70 131H71V129H70ZM70 131H69V132H70ZM90 131H91V130H90ZM101 131H102V130H101ZM108 131L110 132L111 130H108ZM124 131H125V130H124ZM147 131H149V129H148ZM147 131H146V132H147ZM152 131H154V130H152ZM261 131H260V133H261ZM263 131H264V130H263ZM263 131H262V132H263ZM73 132H76V131H73ZM73 132H72V133H73ZM91 132H92V131H91ZM109 132H107V129H106L105 134H106V133H109ZM116 132H118V130H117ZM125 132H127V131H125ZM170 132H171V131H170ZM49 133H50V132H49ZM51 133H52V132H51ZM51 133H50V134H51ZM84 133H85V132H84ZM172 133H173V132H172ZM249 133H250V132H249ZM249 133H248V134H249ZM263 133H264V132H263ZM30 134H31V133H30ZM41 134H42V131H41ZM43 134H44V133H43ZM43 134H42V135H43ZM52 134H53V133H52ZM52 134H51V135H52ZM79 134H80V133H79ZM79 134H76V133H75V135H77V136H78ZM91 134H93V133H91ZM114 134H115V133H113V135H114ZM251 134H252V132L250 133V135H251ZM253 134H254V133H253ZM253 134H252V135H253ZM57 135H58V134H57ZM61 135H63V136H64V140H66V139L70 136V133L67 132V133H65V135H64V133L61 134ZM68 135H69V136H68ZM88 135H89V133H88ZM106 135H107V134H106ZM110 135L112 136V139H115V137L117 136V135H116V136H114V138H113L112 132L110 133ZM110 135H109V136H110ZM255 135H257V134H255ZM258 135H260V134H258ZM37 136H40V135H37ZM43 136H44V135H43ZM59 136H60V135H59ZM63 136H62V137H63ZM72 136H73V135H72ZM79 136H80V135H79ZM79 136H78L77 138L75 137L76 139H74V137H72V138H73L74 140L77 141L78 138L80 139ZM85 136H86V133H85ZM91 136H92V135H91ZM121 136H122V135L119 134V135H118L119 138H118V137H117V138L120 140V137H121ZM125 136H126V135H125ZM253 136H254V135H253ZM260 136H261V135H260ZM46 137L48 138V136H46ZM46 137L44 136L43 138L45 139ZM66 137H67V138H66ZM70 137H71V136H70ZM87 137H88V136H87ZM123 137H124V135H123ZM158 137H159V136H158ZM243 137H244V136H243ZM245 137H247V135H246ZM248 137H249V136H248ZM248 137H247V138H248ZM254 137H255V136H254ZM254 137H253V138H254ZM256 137H259V136H256ZM262 137H263V136H262ZM262 137H259V138L261 139ZM49 138L52 139L51 136H50ZM72 138H70V139H72ZM81 138H82V137H81ZM101 138H102V137H101ZM110 138H111V137H110ZM117 138H116V139H117ZM121 138H122V137H121ZM124 138L126 139V137H124ZM127 138H128V137H127ZM249 138H250V137H249ZM259 138H258V139H259ZM86 139H87V138H86ZM86 139H85V141H86ZM89 139H90V138H89ZM99 139H100V138H99ZM125 139H123V140H125ZM128 139H130V138H128ZM256 139H257V138H256ZM52 140H53V139H52ZM52 140H49V139L47 140V139H46L45 141L47 142V141H52ZM54 140H55V139H54ZM80 140H81V141H84V140H82V139H80ZM241 140H242V139H241ZM250 140H251V138H250ZM1 141H2V139H1ZM33 141H34V140H33ZM41 141H42V143L45 142L44 140H41ZM70 141H71V143H69ZM70 141H69V139H68V142L66 141V143H65V141H64L65 144H67V143H69V144L66 145V147H63L64 151H62V152H65V153H66V152L69 153V154H67V161H66V159H65V161H64L63 158H65V157H62V158H60V159H63V160H61V161H62V164H60L61 161L58 162V160L56 159L57 157H56V158H55V159L57 160V161H56V164H55V163H52V162H50V163L47 162V163H49V164H47V165H48V169L50 170V171L47 170V172H52L51 174L53 175L55 172H61L60 170H63V169H64V170L67 169V171H68V169H69V171H72V170L74 169V163H75L74 161H77V160H79V159H77L78 157H76V155H75V159H76V160H70V158H71V155H70V154H73V153L78 152V151H79V148L76 146V145L78 144L77 142H75L76 145H72V140H70ZM81 141L78 140V142H80V143H81ZM85 141H84V142H85ZM88 141H90V140H88ZM111 141H112V140H111ZM114 141H115V140H114ZM243 141H244V140H243ZM245 141H248V139H246ZM28 142H29V144H27ZM52 142H53V141H52ZM55 142H56V141H55ZM1 143H3V142H1ZM1 143H0V144H1ZM47 143H48V142H47ZM82 143H83V142H82ZM86 143H88V142L86 141ZM92 143H94V142H92ZM246 143H248V142H246ZM52 144L54 145V142L51 143V145H52ZM62 144H63V143H62ZM65 144H64V145H65ZM94 144H95V143H94ZM248 144H249V143H248ZM2 145H3V144H2ZM34 145H35V144H34ZM42 145H47V144H42ZM82 145H83V146H82ZM88 145H90V144H88ZM109 145H110V144H109ZM111 145H112V144H111ZM32 146H33V145H32ZM56 146H57V145H56ZM78 146H79V145H78ZM80 146L83 147V149H84V147H85V146H84V143L81 144ZM91 146L94 148V145H91ZM112 146H113V145H112ZM0 147H1V146H0ZM34 147H36V146H34ZM39 147H42V146H37V147H36V148H38V151L41 149V148L39 149ZM76 147H77V148H76ZM3 148H4V147H3ZM15 148H16V149H15ZM56 148H57V147H56ZM58 148H60V147L58 146ZM61 148H62V147H61ZM86 148H87V147H86ZM89 148H90V147H89ZM89 148H87V149H89ZM90 149H91V148H90ZM90 149H89V151H88V150H86V151L90 152ZM3 150H4V149H3ZM31 150H32V151H31ZM53 150H55V149H53ZM61 150H62V149H61ZM34 151H35V150H34ZM41 151H42V149H41L39 152H41ZM43 151H44V150H43ZM43 151H42V154H46V153H43ZM48 151H49V150H48ZM58 151H59V149H58ZM262 151H263V150H262ZM3 152H5V151H3ZM3 152H2V153H3ZM22 152H21V153H22ZM39 152L36 151V152H33V153H34V154H36V153L38 154ZM53 152H55V151H53ZM72 152H73V153H72ZM83 152H84V151H83ZM88 152H85V153H87V156L90 154V153L88 154ZM0 153H1V152H0ZM2 153H1V154H2ZM21 153H20V155L22 156L23 153H22V154H21ZM56 153H59V152H56ZM56 153H55V155H56ZM80 153H81V152H79L78 154H80ZM12 154H14V153H12ZM37 154H36V156H38ZM40 154H41V153H40ZM59 154H60V153H59ZM59 154H57V155L59 156ZM81 154H83V153H81ZM81 154H80V155H81ZM2 155H3V154H2ZM2 155H1V156H2ZM175 155H176V154H175ZM21 156H18V157L16 156V157H15V156L11 155V159H12V164L15 165V166H17L16 168L19 169V170H16V171H18L19 174H20V176H19V178H18V184L15 186V189H18L19 191H21V190H25L26 193H27V192H28V193L31 192V194L33 195V196H32V195L30 196V194H29V197L32 198V199H28V197H27V203H28L27 205H29V206H31V207H29V212L27 211L28 214H26V212H25V214H26V216H25L26 219H25V220L23 219V220H24V221H23V224H24V227H25V228H24V229H25V238H26V240H27L26 243H27V246H28V249H29V252H28V255H27V264H41V263H40V262H41V261H40V255H41V254H44V253H43V252H44V251H43L44 249H42V248H41L40 250L38 249V247H39V244H38V243H40V242L38 241L39 239H38V236H37V235H39V232H38V231H39V228L41 227V224L44 225V223H41L43 220L40 221V218H41V216H42V217H45L44 215H45L46 212L43 211V212H44V215H40V214L38 213V210H40V208H41V206H40V208H39V205H43V204H38V203L36 202L37 199H34V197L38 195V190L40 189L39 187H44L45 185H46V186H47V185L49 186V185H51V183H53V182L51 181V179H50L49 176H48L49 181H48L47 179H44L45 177H43L42 175H40V174H41V172H40V173L38 174V176H41V177H43V179H44V183H42V182L40 183V177L38 178L37 174H35V173H34V174L36 175L37 178L34 177L33 172H34L35 170H34V168H32L31 166H30V168H32V170L27 171L28 169H26V171H25V169H24L25 166H23L24 163H22L23 161H20V160H19V157L21 158ZM34 156H35V155H34ZM34 156H33V157H34ZM83 156H84V155H83ZM22 157H23V156H22ZM29 157H30V155H29ZM29 157H28V158H29ZM51 157H52V156H51ZM79 157H80V156H79ZM0 158H1V157H0ZM44 158H45L46 160L48 159V158H46V157H44ZM44 158H42V159L45 161ZM73 158H74V156H73ZM73 158H71V159H73ZM84 158H85V157H84ZM1 159L3 160V158H1ZM1 159H0V162H1ZM25 159H26V158H25ZM25 159H24V162L26 161ZM39 159H40V162H41V160H42L40 157H38V160H37L38 162H37V163H39ZM51 159H52V158H50V161H51ZM88 159H89V158H88ZM90 159H91V158H90ZM92 159H93V158H92ZM22 160H23V159H22ZM30 160H31V158H30ZM52 160L54 161V159H52ZM82 160H83V159H82ZM86 160H87V159H86ZM4 161H5V160H4ZM9 161H10V160H9ZM47 161H49V160H47ZM63 161H64L65 163H63ZM72 161H73V163H72ZM92 161H93V160H92ZM92 161H91V162H92ZM27 162H29V161H27ZM34 162H35V161H34ZM57 162H58V164H57ZM80 162H81V160H80ZM80 162H79V163H80ZM83 162H84V161H83ZM3 163H4V162L2 161V163H1V164H2V168L4 167V166H3ZM32 163H33V162H32V160H31V163H28V164H31V165H32ZM37 163H36V164H37ZM42 163H43V161H42ZM42 163H41V165H42ZM77 163H78V162H77ZM81 163H82V162H81ZM81 163H80V164H81ZM85 163H86V162H84L83 165H84ZM88 163H89V162H88ZM92 163L94 164V162H92ZM8 164H9V163H8ZM21 164H22L23 167H21ZM33 164H34V163H33ZM36 164H34V166L37 167L39 164H38V165H36ZM44 164H45V163H44ZM44 164H43V166H46V165H44ZM80 164H78V165H80ZM86 164H87V163H86ZM90 164H91V163H89V165H90ZM13 165H12V166H13ZM41 165L38 166V167L41 168ZM87 165H88V164H87ZM10 166H11V165H10ZM75 166H77V164H75ZM84 166H85V165H84ZM91 166H92V165H91ZM91 166H89V167H91ZM27 167H29V165H28ZM36 167H35V168H36ZM38 167H37L36 169L41 170V169H39ZM80 167H81V165H80ZM82 167H83V166H82ZM100 167H102V166L100 165L99 168H100ZM13 168H14V167H13ZM43 168H44V167H43ZM83 168H84V167H83ZM87 168H88V166L86 167V170H89V168H88V169H87ZM91 168H92V167H91ZM5 169H6V168H5ZM9 169H10V167H9ZM45 169H46V168H45ZM38 170H37V171H38ZM42 170H43V169H42ZM64 170H63V172H64ZM86 170H84L85 173L88 172V171L86 172ZM1 171H2V170H1ZM3 171H4V170H3ZM45 171H46V170H45ZM45 171H44V172H45ZM5 172H6V171H5ZM5 172H4V173H5ZM72 172H75V171H72ZM76 172H77V171H76ZM76 172H75V173H76ZM80 172H81V175H82V172H83V171H80ZM10 173H11V172H10ZM64 173H65V172H64ZM85 173H84L83 175H85V176L88 175V174L90 175V172L87 173V174H85ZM19 174H18V175H19ZM48 174H49V173H48ZM69 174H70V173H69ZM77 174H78V173H77ZM79 174H80V173H79ZM91 174H92V173H91ZM2 175H3V174H2ZM45 175H46V173L44 174V176H45ZM56 175H57V174H56ZM59 175H61V173H60ZM83 175H82V176H83ZM92 175H93V174H92ZM92 175H90V176H92ZM0 176H1V175H0ZM3 176H5V174H4ZM64 176H66V175H64ZM70 176H71V175H70ZM73 176H74V175H73ZM79 176H80V175H79ZM95 176H97V175H95ZM9 177H10V178L13 177V174H12V176H9ZM51 177H52V176H51ZM60 177H61V179H62L63 175H62V176H59V179L56 180L58 183L61 182V181H60ZM66 177L68 178L69 176H66ZM66 177H65V178H66ZM83 177H84V176H83ZM93 177H94V175H93ZM97 177H100V176L98 175ZM73 178H74V177H73ZM80 178H81V177H80ZM89 178H90V177H89ZM100 178H102V177H100ZM3 179H4V178H3ZM38 179H39V180H38ZM41 179H42V178H41ZM63 179H64V177H63ZM85 179H86V178H85ZM4 180H5V179H4ZM45 180H47L48 182H45ZM54 180H55V179H54ZM68 180H69V179H68ZM86 180H88V179H86ZM102 180H104V179H102ZM41 181H42V180H41ZM50 181H51V182H50ZM72 181H73V179H72V176H71V182H72ZM74 181H75V180H74ZM78 181H79V180H78ZM82 181H83V179H82ZM90 181H91V180H90ZM90 181H89V182H90ZM57 182H56V183H57ZM67 182H68V181H67ZM92 182H94V181H92ZM13 183H14V182H13ZM54 183H55V182H54ZM56 183H55V184H56ZM72 183L74 184V182H72ZM72 183H71V184H72ZM75 183H76V182H75ZM77 183H78V182H77ZM83 183H84V182H83ZM90 183H91V182H90ZM42 184H43V186H41ZM65 184H66V182H65ZM68 184H70V183H68ZM80 184H81V183H80ZM86 184H87V183H86ZM10 185H11V184H10ZM52 185H53V184H52ZM56 185H57V184H56ZM63 185H64V184H63ZM76 185H77V184H75V187H77ZM78 185H79V183H78ZM46 186H45V187H46ZM48 186H47V187H48ZM71 186L74 187V185H71ZM71 186H70V187H71ZM83 186H84V185H83ZM83 186H80V185H79L78 187H79V189H80L81 187H82V189H83ZM13 187H14V186H13ZM45 187H44V188H45ZM50 187H51V186H49V188H50ZM66 187H67V186H66ZM85 187H86V185H85ZM88 187H89V186L87 185V188H88ZM87 188H85V189H87ZM41 189L43 190V188H41ZM55 189H56V186H55V188H54L53 191H55ZM85 189H84V190H85ZM10 190H11V189H10ZM42 190H39V191H42ZM58 190H59V189H58ZM58 190L56 189L55 192H51V193H53V195L55 196V197H54V196H53V197H54L55 200H56V201H55V202H56V206H57L56 209H57L58 212H60L61 216H63L62 213L65 214L66 212H67V214L69 215L71 212L75 211V210H73V209H72V210H71V209H68L70 206H72V203H73L72 201H73V200H71V197L68 196L69 194L58 192ZM16 191H17V190H16ZM48 191H49V190H48ZM60 191H61V190H60ZM71 191H72V190H71ZM14 192H15V191H14ZM23 192H24V191H23ZM44 192L46 193L47 191L45 190ZM66 192H67V191H66ZM90 192H91V191H90ZM90 192L86 191L87 196L89 195L88 193H90ZM0 193H1V192H0ZM42 193H43V192H42ZM48 193H50V192H48ZM69 193H70V192H69ZM4 194H5V193H4ZM17 194H18V193H17ZM78 194H80V193H78ZM83 194H84V196H83L82 193H81V195L85 198V196H86L85 191H84ZM13 195H14V194H13ZM40 195H41V193L39 194V196H40ZM43 195H44V194H42L41 196H43ZM76 195H77V194H76ZM8 196H9V195H8ZM39 196H38V198H39ZM78 196H79V195H78ZM78 196H77V197H78ZM2 197H3V196H2ZM2 197L0 198V200L2 199ZM24 197H25V196H24ZM48 197H49V194H48ZM166 197H167V196H166ZM3 198H4V197H3ZM35 198H36V197H35ZM42 198H44V197H42ZM46 198H47V197H46ZM50 198H52V194H51V197H50ZM54 198H53V199H54ZM81 198H82V197H81ZM8 199H9V198H8ZM8 199H6V200H8ZM79 199H80V196H79ZM165 199H166V198H165ZM169 199H170V198H169ZM3 200H4V199H2L1 201H3ZM12 200H13V199H12ZM41 200H42V199H41ZM41 200H39V201L41 202ZM74 200H75V199H74ZM45 201H46V202H49V199L47 198V200L45 199ZM45 201H42V202H45ZM166 201H167V200H166ZM3 202H5V201H3ZM3 202H2V204H5V203H3ZM7 202H8V201H7ZM9 202H11V201H9ZM13 202H14V201H13ZM40 202H39V203H40ZM51 202H52V201H51ZM51 202H50V203H51ZM80 202H81V201H80ZM80 202H79L78 205H80ZM52 204H54V203H52ZM74 204H75V201H74ZM76 204H77V203H76ZM84 204H85V203H84ZM84 204L82 203V205H80L79 207L84 206V207H82V208H85V205H84ZM87 204H88V203H87ZM164 204H165V203H164ZM88 205H89V204H88ZM1 206H2V205H1ZM1 206H0V207H1ZM44 206H45V205H43L42 207H44ZM97 206H98V205H97ZM100 206H101V205H99V207H100ZM54 207H55V205H54ZM88 207H91V206H88ZM32 208H33V210H32ZM47 208H48V207H47ZM70 208H72V207H70ZM86 208H87V205H86ZM86 208H85V209H86ZM91 208H92V207H91ZM91 208H90V209H91ZM93 208H95L94 210L97 209L96 206L93 207ZM101 208H103V207H101ZM101 208H98V210H99V209L101 210ZM261 208H262V207H261ZM66 209H68V211H67ZM74 209H76V208H74ZM41 210H42V209H41ZM44 210H46V209H44ZM69 210H71L70 213H68ZM76 210H79V209L77 208ZM102 210H103V209H102ZM106 210H107V209H106ZM46 211H47V210H46ZM48 211H49V209H48ZM39 212H41V211H39ZM76 212H77V211H76ZM258 212H259V211H258ZM73 213L75 214V212H73ZM93 213H94V212H93ZM93 213H92V215H93ZM99 213H100V212H99ZM118 213H119V212H118ZM41 214H43V213L41 212ZM71 214H72V213H71ZM71 214H70V215H71ZM74 214H72L71 216H73ZM103 214H104V212H103ZM55 215H56V214H55ZM89 215H90V214H89ZM58 216H59V215H58ZM71 216H69V217L71 218ZM74 216H76V215H74ZM78 216H79V215H78ZM101 216H103V215H101ZM101 216H100V217L98 216V217H99V218H102ZM116 216H118V215L116 214ZM48 217H49V216H47V217H45V218H48ZM53 217H54V216H53ZM63 217H64V216H63ZM85 217H86V216H85ZM92 217H93V216H92ZM50 218H51V217H50ZM50 218H48L47 223H48L49 221H50V222L52 221ZM54 218H55V217H54ZM56 218H58V217H56ZM61 218H62V217H61ZM94 218H97V216L95 217V215H94ZM99 218H97V219H99ZM103 218L105 219L106 217L103 216ZM103 218H102V219H103ZM257 218H260V217H257ZM263 218H264V215H263ZM263 218H262V220H264ZM42 219H43V218H42ZM49 219H50V220H49ZM68 219H69V218H68ZM74 219H76V218H74ZM74 219H72L73 222H72V220H71V222H72L73 224L77 221V220L75 221ZM81 219H82V218H81ZM81 219H79V220H80V221L78 222L79 224H81V223H80V222H81ZM104 219H103V220H104ZM253 219H254V218H253ZM59 220H60V219H58V221H59ZM61 220L63 221L64 219H61ZM66 220H67V219H65V221H66ZM255 220H256V218H255ZM255 220H254V221H255ZM262 220H261V221H260V220H259V221L257 220L256 222L262 224V223L264 222V221H262ZM45 221H46V220H45ZM45 221H44V222H45ZM69 221H70V220H68L67 222H69ZM74 221H75V222H74ZM84 221H85V219H83V223H84ZM86 221H87V220H86ZM86 221H85V223H87L86 226L88 227V223H89V221H87V222H86ZM254 221H250V222H249V223H250L249 225H251V223L254 222ZM71 222H69V223H71ZM90 222H91V221H90ZM105 222H107V221H105ZM115 222H116V221H115ZM256 222H255V223H256ZM76 223H77V222H76ZM76 223H75V224H76ZM59 224L61 225V223H59ZM65 224H67V223H65ZM73 224H72V225H73ZM75 224H74V225H75ZM114 224H115V223H114ZM117 224H118V223H117ZM253 224H254V223H253ZM69 225H70V224H69ZM76 225H77V224H76ZM97 225H98V224H97ZM105 225H106V224H104V226H105ZM112 225H113V223H112ZM258 225H259V224H257V226H258ZM93 226L95 227V225H92V224L90 225V227H93ZM104 226L101 225V227H104ZM114 226H115V225H114ZM116 226H117V225H116ZM247 226H248V225H247ZM251 226H252V225H251ZM255 226H256V225H255ZM257 226H256V228H258ZM263 226H264V223H263ZM263 226L261 225V227H263ZM61 227H62V226H61ZM61 227H60V228H61ZM65 227H66V226H65ZM87 227H85V228H87ZM252 227H253V226H252ZM259 227H260V225H259ZM44 228H45V227H44ZM46 228H47V227H46ZM75 228H76V227H75ZM85 228H83V229H85ZM88 228H89V227H88ZM106 228H107V227H106ZM115 228H116V227H115ZM246 228H249V227H246ZM246 228H244V230H246ZM256 228H254L255 231L257 230ZM42 229H43V228H42ZM61 229H62V231H64L63 229H66V228H63V227H62ZM78 229H79V227H78ZM83 229H82V230H83ZM98 229H99V228H98ZM252 229H253V228H249V230H252ZM260 229H261V228H260ZM262 229L264 230V227H263ZM40 230H41V229H40ZM45 230H46V229H45ZM48 230H49V229H48ZM50 230H52V229H50ZM106 230H107V229H106ZM242 230H243V229H242ZM247 230H248V229H247ZM249 230H248V232H249ZM52 231H53V230H52ZM98 231H100V230H98ZM110 231H112V230H110ZM110 231H107V233H109ZM113 231H114V230H113ZM229 231H230V230H229ZM237 231H238V230H237ZM252 231H253V230H252ZM103 232H104V231H103ZM103 232H102V233L99 232V233H101V234L103 235V234L105 233V232H104V233H103ZM118 232H119V231H118ZM37 233H38V234H37ZM54 233H55V231H54ZM82 233H83V232H82ZM121 233H122V231H121ZM243 233H246V232L244 231ZM243 233H242V234L240 233V235H241L242 237H240V235H238V236H235L236 238H235V237L233 238V241H234L235 244H237V245H241V244H243L244 246H247L248 249H252V250H253V249H256V251H258V252H260V251H264V242H262V243H257L256 240L254 241L255 243H254V242H251V241L248 240V237L246 236L248 233H247V234H243ZM119 234H120V233H119ZM227 234H228V233H227ZM227 234L224 233V235H226V236H227ZM249 234H250V232H249ZM249 234H248V235H249ZM96 235L98 236V235H100V234H96ZM96 235H95V236H96ZM104 235H105V234H104ZM254 235H255V234H254ZM260 235H261V234H260ZM57 236H58V235H57ZM87 236H88V235H87ZM122 236H123V234H122ZM251 236L253 237V233H252ZM258 236H259V235H257V238H255V239H258ZM55 237H56V236H55ZM76 238H77V237H76ZM91 238H92V237H91ZM102 238H103V237H102ZM117 238H118V237H117ZM250 238H251V237H250ZM259 238H262V237H259ZM58 239H59V238H58ZM92 239H93V238H92ZM92 239H91V240H92ZM125 239H126V238H125ZM93 240H94V239H93ZM95 240L97 241V240H98V237H97V239H95ZM116 240L118 241V239H116ZM122 240H123V239H122ZM46 241H47V240H46ZM54 241H55V239H54ZM98 241H99V240H98ZM119 241H120V243H121V239H120ZM258 241H260V239H259ZM263 241H264V240H263ZM49 242H50V240H49ZM90 243H91V242H90ZM92 243H93V242H92ZM94 243H95V242H94ZM118 243H119V242H118ZM56 244H57V243H56ZM83 244H84V242H83ZM86 244H87V243H86ZM113 244H114V243H113ZM113 244H112V245H113ZM70 245H71V244H70ZM100 245H102V244H100ZM105 246H106V245H105ZM43 247H44V246H43ZM45 247H46V246H45ZM111 247H112V246H111ZM118 247H119V246H118ZM83 248H84V246H83ZM85 248H86V246H85ZM85 248H84V249H85ZM89 248H90V247H89ZM113 248H114V246H113ZM113 248H112V249H113ZM86 249H87V248H86ZM86 249H85V250H86ZM116 249H117V248H116ZM211 249H212V248H211ZM85 250H84V251H85ZM109 250H110V249H109ZM114 250H115V249H114ZM252 250H250V251L248 250V251L251 252ZM120 251H121V249H120ZM120 251H119V252H120ZM74 252H75V251H74ZM80 252H81V251H80ZM80 252H79V253H80ZM101 252H102V250H101ZM116 252H118V251H116ZM79 253H78V250H77L75 253L71 254V256H72V260H77V258L79 257V255H84V256H82V258L85 257V253H84V254H82V253L79 254ZM87 253H88V252H87ZM107 254L110 255L111 253H110V254L107 253ZM155 254H156V253H155ZM184 254H185V253H184ZM236 254H237V253H236ZM108 255H107V256H108ZM234 255H235V254H233V256H234ZM167 256H169V255H167ZM230 256H232V255H230ZM248 256L250 257V255H248ZM97 257H98V256H97ZM103 257H104V255H103ZM164 257H165V255H164ZM227 257H228V256H227ZM249 257H248V258H249ZM251 257H252V256H251ZM235 258L238 259L237 257H235ZM246 258H247V257H246ZM246 258H245V260H246ZM252 258H253V257H252ZM41 259H42V258H41ZM83 259H84V258H83ZM106 259H107V258H106ZM232 259H233V258H232ZM80 260H81V258H80ZM84 260H85V259H84ZM86 260H87V259H86ZM86 260H85V261H86ZM96 260H97V259H96ZM96 260H95V261H96ZM238 260H239V259H238ZM249 260H250V258H249L247 261L249 262ZM254 260H255V258H254ZM81 261H82V260H81ZM100 261L103 262V260H100ZM106 261H108V260H106ZM239 261H240V260H239ZM257 261H259V260H257ZM262 261H263V263H264V258L262 259ZM78 262H79V261H78ZM86 262H88V261H86ZM86 262L84 263V261H83L82 264H86ZM193 262H194V260H193ZM248 262H247V263H248ZM251 262H254L253 259H251L249 263H250V264H254V263L256 264V262H254V263H251ZM74 263H75V262H74ZM74 263H73V261H72V264H74ZM94 263H95V262H94ZM194 263H195V262H194ZM194 263H193V264H194ZM244 263L246 264V261H245ZM244 263L242 262V264H244ZM249 263H248V264H249ZM258 263H259V262H258ZM42 264H44V263H42ZM99 264H100V263H99ZM101 264H102V263H101ZM103 264H104V263H103ZM113 264H114V263H113ZM152 264H155V263H152ZM188 264H190V263L188 262ZM191 264H192V263H191ZM239 264H240V262H239Z\"/></svg>","mask_w":264,"mask_h":264}]
</instances>
